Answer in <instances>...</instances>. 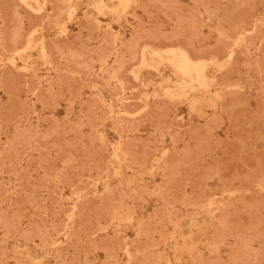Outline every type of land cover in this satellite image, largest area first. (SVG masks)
<instances>
[{
    "label": "rangeland",
    "instance_id": "rangeland-1",
    "mask_svg": "<svg viewBox=\"0 0 264 264\" xmlns=\"http://www.w3.org/2000/svg\"><path fill=\"white\" fill-rule=\"evenodd\" d=\"M3 1L5 3H3ZM3 1L0 0V3L4 4V10H5L4 11L2 8L3 4L2 5L0 4V17H1L0 18V21H1L0 22V46H1L0 47V55H1L0 56V65H1L0 66V68H1L0 69V104H1L0 110H2V111H0V113H1L0 114L1 115L0 116V118H1L0 119V144L1 143L3 144V146H2V144L0 145V151H2L0 153V163H1L0 164V183H1L0 186L3 184L1 187L2 189L0 190V233H1L0 234V264H25L26 262H27L26 264H37V263L38 264H58V263L59 264H61V263L62 264H70L72 262H73L72 264H85V263L86 264H91V263L92 264H97V263L103 264L104 261H105L104 262L105 264H119L118 262H120V264H133L132 262L134 260L137 261V262L135 261L134 264L135 263H137V264H140V263L149 264L150 263L149 261H151L154 258L156 259V261L155 260H152V261L155 262V264H161V263L162 264H200V263L201 264H208L209 262H210L209 264H216L217 261H219L218 264H223V263L228 264L229 262H231V264H241V263L242 264L243 263H246V264H256V263L264 264V217H263L264 216V212H263V210H264V200L263 199L264 198H261L262 195L264 196V163H263L264 162V153H263L264 152V133H263L264 132V71L263 70L264 69L261 70V68H264V64H263V62H264V60H263L264 59L263 49L264 48L262 47V46H264L263 45L264 44V31L260 30L261 28L264 29V13L263 14L261 13V12H264V8H263L264 7V1L259 0V1H261V3H260L258 0H256L257 2L255 0H254L255 2L253 0L252 1L251 0H239L238 2L240 4L243 1L244 5L241 4L242 5L241 6L238 2L235 3V1H237V0H235V1L234 0H222V2H221V0H218V1L217 0H205V1H203V0H175V1L174 0H127L126 3H120L119 0H101V2H102L101 5L104 6L103 10H99V8L97 6V1H100V0H87V1L86 0H69L68 3L65 0H58V2L60 3L61 6L58 4V2H56L57 0H55V1L54 0H51V1L50 0H19V1L15 0L16 3H14L13 0H3ZM11 1H13V3ZM208 1L210 2V5H207L206 2H208ZM232 1H233V5H234V3H235V5L238 3V5H240V6H238V5H237L238 7L233 6ZM244 1L246 2V5H245ZM7 2H8V4H7ZM251 2L253 3V5ZM52 3H53V5H52ZM61 3L64 6H62ZM247 3L248 4L250 3L253 7L255 6L256 8L255 7L253 8L252 6H250V4L248 5ZM49 4L51 6H55V7H51ZM35 5H36V7H35ZM65 5L66 6L68 5L70 7H68V6L66 7ZM141 5L142 6L144 5V6L141 7ZM168 5H169V7H168ZM182 5H184L185 7ZM56 6H58V9H60V7H61L60 14H58L59 10H57ZM178 6H180L179 9H178ZM194 6H196L197 8ZM175 7L177 8V10L179 12H180V9L182 10L181 13H179V15H178V16H180V14H181V17H179V19H181V21L178 18L176 19V17H178L176 14H178V13L175 10ZM231 7H233L232 10H231ZM67 8L69 10L65 11ZM91 8H93L94 11H92ZM258 8H260V9L258 10ZM48 9H51V10H48ZM168 9H170V10H168ZM183 9H186V10H183ZM189 9H190V11H189ZM226 9L230 10L232 13L228 10H227L228 11L227 12ZM233 9L237 10V11H235V12H237L236 14H235ZM11 10H13L12 12H14L13 13L14 16H12L13 14H12ZM89 10H90V12H89ZM244 10L245 11L249 10L250 12L249 11L245 12ZM252 10L255 12L254 14H253V12H251ZM7 11H9V12H7ZM191 11H193L195 13L194 14L195 16L193 15V17H191L189 15V14L192 15L193 12H191ZM257 11H259V13ZM23 12H25V14ZM96 12H97V14L95 15ZM162 12H164L165 14H163ZM166 12H167V14L169 12L170 15H167ZM175 12H176V14H175ZM182 12H184V13H182ZM238 12L240 13L239 19H240V22L242 21L241 23L240 22L238 23L239 19H237L238 17H236V15L239 14ZM242 12H244L246 14H244ZM10 13H11V15H10ZM15 13H17V14H15ZM48 13H49V15H48ZM187 13H189V14H187ZM250 13H251V15H250ZM30 14H33V15L31 16ZM51 14H52V17H51ZM76 14H78V15H76ZM172 14H175L176 17H175V15L172 16ZM214 14H216V15H214ZM255 14H257V15L255 17L253 16L254 18L251 17L252 15H255ZM15 15L20 17V19L18 17V20H20L19 23H18L17 17ZM42 15H43V17H42ZM53 15H55V16H53ZM187 15H188L187 21L189 23H191L190 26L193 24L192 28H190V26H188L189 23L188 22L186 23V21H185L187 19ZM230 15L234 16V17H231ZM23 16H24V18H22ZM148 16L150 18H148ZM207 16H209L210 19ZM214 16H216V17H214ZM53 17H55V18H53ZM91 17H93V18L91 19ZM229 17H231V19H229ZM243 17H245V19ZM250 17L252 19H250ZM11 18H13V19H11ZM174 18L176 19V22H175ZM182 18L183 19L185 18V19L183 20ZM82 19H85V20L83 21ZM194 19H195V22H194ZM234 19H235V21H234ZM4 20H6V21H4ZM22 20H23V22H22ZM42 20H44V21H42ZM87 20H88V22H87ZM91 20L93 21V23H90ZM182 20L185 22H183ZM227 20L229 22L232 21V23L229 24V22ZM244 20H246V21L244 22ZM247 20H249V21L247 22ZM253 20H254V22H253ZM13 21L14 22L16 21L15 23H17V24L15 25ZM37 21H38V23H37ZM78 21L83 23V25L80 22L78 23ZM250 21H252V22H250ZM31 22H33V23H31ZM49 22H50V25L52 24L51 26H49ZM160 22H162L163 24ZM234 22L237 24H235ZM21 23H22V26H21ZM28 23H30V24H28ZM47 23H48V25H47ZM87 23H90V25H87ZM181 23H184V26ZM233 23L235 25H233ZM40 24H42V25L44 24V25L42 26ZM137 24H138V26H137ZM251 24H253V25H251ZM161 25H163L164 27H162ZM230 25H231V27H230ZM3 26H5V27H3ZM94 26H96V28ZM185 26L188 27L189 29H193V30H194V27L197 26L195 29H196V32L199 33V35L197 34L198 35L197 36L195 34L196 33V32H194L195 30L191 31V30L187 29ZM222 26H224V27H222ZM228 26H229V30L227 29ZM49 27H51V28H49ZM148 27H149V29H148ZM221 27H222V29H221ZM15 28H17L18 30ZM231 28H233L235 31L233 29L231 31ZM246 28L249 30H247ZM250 28H252V30ZM4 29H5V31H4ZM24 29H27V30H24ZM90 29L94 33L92 31H90ZM152 29L154 32L156 29V32L159 31L160 33L155 32V34H153L154 32L152 31ZM165 29L168 30L169 33ZM10 30H12L13 33L10 32ZM14 30L17 31L15 38H13L14 35H12V34H15ZM104 30H106V31H104ZM148 30L150 31V33L151 32L152 33L150 34ZM163 30H165V32H167V34L164 33V34H162L163 35L162 36L161 33H163ZM184 30H185V32H184ZM226 30H227V32H226ZM50 31H53V32H50ZM80 31L82 34L79 33ZM107 31H109V32L107 33ZM112 31H113V33H112ZM140 31L142 32L143 35L140 33ZM190 31H191V33L189 34L188 32H190ZM209 31H210V33H209ZM233 31L236 34H234ZM89 32H90V34H89ZM96 32H98L97 35H96ZM110 32L112 35L110 34ZM237 32H238V34H237ZM239 32H240V34H239ZM3 33H6V35H4ZM185 33H188V35ZM227 33L230 35H228ZM258 33L260 35L262 33L263 34L260 37ZM8 34H11V35H8ZM44 34H45V36H44ZM159 34L161 37L158 36ZM225 34H227V35H225ZM20 35H23V36H21V38H20L19 37ZM25 35H26V37H24ZM93 35H95V36H93ZM107 35H108V37H107ZM138 35H141L140 37H142V38L144 36H146L148 38V40L146 37H144L143 38L144 40H142V38L140 39V37ZM148 35L150 37H148ZM167 35H169L170 37H168ZM175 35H177V36H175ZM184 35L188 36V39H187L188 42L190 41L191 44H194V43L195 44L190 46V42H189V45H187L188 42L186 40V36H185V38L183 37ZM11 36H12L13 40H12ZM85 36H86V38H85ZM156 36H157V39H156ZM171 36L174 37L173 40H172ZM225 36L227 37V40H225L226 39ZM229 36L232 39L234 38V40H232ZM39 37H40V39H39ZM72 37H73V39H72ZM159 37L161 40L159 39ZM18 38H19V40H18ZM200 38L202 41L200 40ZM51 39L53 42L51 41ZM74 39L75 40L77 39V40L75 41ZM86 39H88V40H86ZM126 39L127 40L129 39V40L126 41ZM130 39H131V41H130ZM136 39H138V40H136ZM178 39H179V41H177ZM219 39H221V40H219ZM228 39H229V42H231L233 46L231 45V43L228 42ZM250 39L251 40L253 39V40L251 41ZM256 39L259 41L258 43H257ZM46 40L48 42H46ZM134 40H136L138 42L137 43L135 41L136 45L139 44L138 46H136L134 44L135 43ZM54 41H55V43H54ZM111 41H112V43H111ZM158 41H159V43H158ZM221 41H222V43H221ZM63 42L66 43V45ZM125 42H127L128 44ZM53 43H54V45H53ZM56 43H58L59 46H57ZM71 43H73V45ZM74 43H76V44H74ZM85 43H87L88 45ZM146 43L148 44V46ZM214 43H216V44H214ZM218 43H220V45ZM15 44L17 46H15ZM151 44L152 45L154 44V46H152ZM178 44H179V46H178ZM182 44L185 48L182 46ZM227 44H228V46H227ZM55 45H56V47L54 48ZM133 45H135V46H133ZM166 45H167V47H166ZM60 46H61V48H60ZM93 46H95V47H93ZM194 46L197 47L196 49L200 52H197L196 49H193ZM202 46H205V48ZM219 46H221V48ZM224 46H225V49L223 50ZM13 47H16V48H13ZM62 47H64V48H62ZM74 47L78 49L77 52L73 51ZM86 47H87V49H86ZM128 47H130L131 49ZM176 47H177V49H176ZM226 47H227V49H226ZM69 48H71L73 50H70ZM93 48L97 49V50H94ZM105 48H107V49L105 50ZM111 48H113V49H111ZM242 48L245 49L246 51H244ZM3 49L5 51H3ZM48 49H50V50H48ZM61 49L63 50V52ZM128 49H130V50H128ZM134 49H136V50H134ZM179 49L185 50L191 58L194 57L193 58L194 60H199V61L205 62V74H206V77L208 80L207 84H199V82L197 83V80H192L190 77L184 76L183 74H181V72L178 69H176L174 67L173 62L171 60V57L173 55V51H176ZM205 49H207V50H205ZM234 49H236V50H234ZM47 50H48V52H47ZM64 50L65 51L67 50L68 52L66 53ZM71 51L76 52V53L81 54V55L83 54V55H82V57H81V55L79 57V56H77L78 54L76 55V53H73ZM94 51H97V52H94ZM105 51H106V53H105ZM123 51H125L126 53ZM242 51H244L245 53L248 52L247 53L248 55L242 53ZM61 52H62V54L64 53L63 57L65 59L63 57L61 58V56H62ZM80 52H82V53H80ZM121 52L125 53V54H122ZM205 52H206V54H205ZM9 53L12 55H10ZM34 53H36V54L34 55ZM72 53H73V56L71 55ZM137 53L139 55H136ZM224 53H226V54H224ZM102 54H103V56H102ZM104 54L106 55V57H104L105 56ZM119 54H120V58H119V56H117ZM141 54H142V57H141ZM198 54H199V57L201 56L200 58L197 56ZM216 54H218V57ZM74 55H76L77 57ZM89 55L90 56L92 55L93 58L90 57ZM107 55H109L110 57ZM126 55H128V56L126 57ZM245 55H247V56H245ZM52 56H54L55 59H52L53 58ZM83 56H85V57H83ZM121 56H123V58H121ZM129 56H130V58H129ZM131 56L133 57L134 60H132ZM70 57H73V58H70ZM151 57L156 58V62H155L156 65H151V64L146 63V62H150ZM203 57H205V58H203ZM209 57H210V59H209ZM76 58H78L79 60ZM222 58H224V59H222ZM60 59H62V60H60ZM86 60L89 64L85 63ZM96 60H98V61H96ZM131 60H132V62H131ZM10 61H11V63H10ZM61 62L63 65L61 64ZM65 62H67V63H65ZM72 62H74V63H72ZM76 62L80 63V65L83 64V66L76 64ZM144 62H145V64H144ZM123 63H125V64H123ZM118 64H119V66H118ZM120 64H122V65L120 66ZM233 64L236 66H234ZM58 65H60V66H58ZM76 65H78L79 67H77ZM88 65H91L93 67L89 68L90 66L88 67ZM106 65L108 66L107 68H109V72L111 74L108 73L107 71H105V70H108L107 68H105ZM232 65H233V67H232ZM122 66H123V68H121ZM8 67H10V68H8ZM13 67L15 70L13 69ZM84 67H87V68L85 69ZM118 67L120 69V73H118L119 69H116ZM131 67H132V69H131ZM238 67H239V69H238ZM58 68H59V70H58ZM71 68H72V70H70ZM114 68H115V70H117L116 72H115ZM230 68L231 69L234 68V69H232V71H231ZM11 69H13V70H11ZM61 69H63V70H61ZM88 69H90L91 72ZM125 69H126V71H125ZM4 70H6V71H4ZM8 70H10V72ZM103 70H104V73L102 72ZM130 70H132V71H130ZM152 70H154V71H152ZM229 70H230V72H229ZM13 71H15L16 73ZM79 71H81V72H79ZM215 71H216V73H215ZM46 72L49 74H47ZM67 72H68V74H67ZM153 72H155V73H153ZM206 72L211 76H209ZM212 72H213V74H212ZM227 72H229V73L227 74ZM242 72H243V76H242ZM18 73H19V76H21V79L23 78L22 80H20ZM126 73H128V74H126ZM159 73H160V75H159ZM221 73H222V75H221ZM230 73L232 74V76ZM257 73H259V74H257ZM107 74H109V75H107ZM117 74H118V77L121 79H119L117 77ZM156 74H157V77H156ZM9 75H12L13 77L15 76L16 79L14 78L15 79L14 80L13 77L12 76L10 77ZM79 75H80V78H79ZM110 75L112 77L109 78ZM5 76H6V80L8 82L7 84H6L5 80L3 81V79H5ZM30 76L32 79L30 78ZM59 76H61V77H59ZM93 76H95L97 79ZM217 76H219V77H217ZM230 76H231V78H229ZM258 76H260V77H258ZM17 77H19V78H17ZM66 77H67V82H66ZM90 77H92V78H90ZM10 78L12 80L11 82H10ZM29 78H30V80H29ZM55 78H58V80L57 79L55 80ZM71 78H72V80H71ZM81 78H82V80H80ZM104 78L105 79L107 78V79L105 80ZM232 78H234V79H232ZM17 79H19V80H17ZM59 79L61 80L62 86L60 85ZM14 81L17 83L16 86H14L16 84ZM97 81L100 83H98ZM183 81L189 85L186 92H185L186 94L184 93V94L171 95L172 92H174V93L179 92V87L182 83H184ZM19 82H21V83L19 84ZM63 82H64V84H62ZM229 82H230V85H229ZM29 83H31L30 86L32 84L33 85L30 87ZM53 83H54V86H53ZM90 83H91V85H90ZM11 84H14V85H11ZM24 84H26V85H24ZM65 84H66V86H65ZM81 84L82 85L87 84V86H85V85L82 86ZM178 84H179V86H178ZM102 85H103V87H102ZM105 85H107L108 88ZM115 85L118 87H116ZM212 85H213V87H212ZM255 85H256V87H258V86L259 87L257 89H255L256 88ZM11 86L14 88H12ZM35 86H37V88ZM70 86H74V87L70 88ZM135 86H137V87H135ZM112 87H116V88H112ZM121 87H122V89L123 88L124 89L121 90ZM129 87H131V89ZM138 87H140L141 90ZM10 88L12 89V92H10ZM29 88H32V89L29 90ZM44 88H45V90H44ZM74 88H75L77 93L74 91ZM201 88H202V90H201ZM33 89H35V90H33ZM227 89H228V91H226ZM236 89L238 90V92H236L237 94L235 93ZM64 91H65V94H64ZM132 91H133V93H131ZM232 91H233V93H235L234 95H233ZM240 91H242V92L240 93ZM26 92H28V93H26ZM46 92H48V93H46ZM55 92H57V93H55ZM225 92H227V93H225ZM228 92L230 93L229 96H228V94H229ZM7 93L9 96L7 95ZM72 93H73V95H72ZM146 93H147V95H146ZM238 93L240 95H238ZM37 94H38V96H36ZM121 94H123V95H121ZM244 94L246 96H244ZM41 95L44 97L43 98L44 100L41 99V97H42ZM69 95H71V96L69 97ZM78 95H80V97ZM95 95H97V96H95ZM226 95H227V97H226ZM255 95H257L258 100L256 99ZM72 96L75 97L74 100H73L74 97H72ZM121 96L122 97L124 96V97L122 98ZM54 97H55V100L58 97L59 98H58V100L54 101ZM86 97H87V100H86ZM244 97H245V99L246 98H248V99H246V101H245ZM45 98H47V99H45ZM65 98L66 99L69 98L71 100L69 101V99L66 100ZM234 98H236L237 100H240V101H237ZM259 98H260V100H259ZM114 99H116V100H114ZM121 99L123 101V104H122ZM241 99L242 100L244 99L243 102L241 101ZM153 100H155V102L157 100L156 104H155V102L152 104ZM222 100L225 103H227L226 105H228V106H226L222 102ZM129 101H130V103H129ZM163 101H164V103H163ZM229 101L231 102V104H232V101L236 102V104L233 103L234 108H233V105H231V111L229 109L230 108V104H228ZM21 103H23L22 105H24V106L21 107ZM96 103L98 105L97 108H95ZM102 103L104 105H102ZM128 103H129V105H128ZM136 103L138 104V106H136L137 105ZM143 104H145V105H143ZM149 104H151L150 107H149ZM163 104H164V106H163ZM169 104H170V106H169ZM259 104L262 105V108L257 107V105L260 106ZM2 105H3V107H2ZM26 105H28V106H26ZM29 105H30L31 109H30ZM87 105L88 106L91 105L92 107L90 106V108H89ZM223 105H225V106H223ZM13 106H15V107H13ZM117 106H119V108ZM140 106H142V107H140ZM237 106H239L240 108L239 107L237 108ZM241 106L242 107L249 106L248 108L250 110L248 108H247L248 109L247 110L245 107L244 108V110L246 109L245 110L246 112H245V111H243V108ZM4 107H5V109H4ZM9 107H10V109H9ZM11 107H12V109H11ZM48 107H51V108H48ZM99 107H103V108L100 109ZM123 107H125V108H123ZM132 107H134L135 112L133 111L134 109ZM169 107L174 108V109H171V108L169 109ZM227 107H229V108H227ZM7 108L9 109V111H6ZM83 108H85V109H83ZM162 108L163 109L165 108L164 109L165 111ZM235 108H237V109H235ZM260 108H261V110H260ZM168 109L170 110V112ZM234 109L236 111L240 109L241 111L239 110L238 113L241 112L242 115H246L244 117L247 118V120L243 119L244 117L241 114H239V115H237L238 113L235 114L236 112ZM33 110H35V111L33 112ZM105 110H107V111L104 112ZM158 110H159V113H158ZM173 110H174V112H173ZM153 111H154V113H155V111L157 112V113H155L156 114L155 116H154ZM228 111L231 112L230 113L231 115L229 113L227 114ZM15 112H16V115H15ZM17 112H20V113L17 114ZM91 112H92V114H90ZM93 112H95V113H93ZM107 112H109V113H107ZM151 112H152V114H151ZM233 112H235V113H233ZM105 113H106V115H104ZM25 114H27V115H25ZM40 114L42 115L41 117H40ZM115 114H116V116H115ZM122 114H124V116H121ZM126 114H127V116H126ZM161 114L164 116H162ZM170 114L172 117L170 116ZM234 114L237 116V118H235ZM46 115L48 116V118ZM58 115H60V116H58ZM145 115H147V116H145ZM157 115H159V116H157ZM165 115L167 116V118L165 117ZM232 116H234V120L236 119L235 122L233 121ZM254 116H255V118H253ZM65 117H66V119H69V121L68 120L66 121V119L64 121ZM160 117H162L161 121L159 120ZM164 117L166 118L165 120L167 121V123H165ZM249 117H250V119H249ZM11 118H12V120H11ZM18 118H21V120ZM61 118H63V119H61ZM150 118L152 120H155V124H153L154 121L150 120ZM89 119H90V121H89ZM131 119H133V121ZM231 119H232V121H231ZM4 120H6V121H4ZM169 120L171 122H168ZM187 120H188L189 124H187L188 123ZM54 121H56V122H54ZM1 122H3V125ZM64 122H66V123H64ZM114 122L117 124H115ZM140 122H141V124H140ZM61 123H62V125H61ZM70 123L72 124V126ZM209 123H210V125H209ZM232 123H233V126H232ZM68 124H70V125H68ZM137 124H138V127H137ZM152 124L154 125V127ZM194 124H196V125L194 126ZM198 124L200 125V127L199 126L197 127ZM19 125L23 126V127L20 128ZM25 125L28 127V129L26 128ZM47 125H48V127H47ZM63 125L65 126V128ZM203 125H204V127H203ZM2 126H4L3 127L4 131L2 129ZM50 126H51V128H50ZM210 126H213V127H210ZM245 126H246L247 130L250 129L249 130L250 132L245 129ZM15 127L17 128V130ZM29 127H30V130H29ZM257 127L260 130H257L258 129ZM5 128H6V130H5ZM186 128H188L189 130H186ZM49 129H50V131H49ZM90 129H92V130H90ZM46 130H47V132H46ZM184 130H185V132H184ZM251 130H252V132H251ZM54 131H55V133H54ZM90 131H91V133H90ZM203 131H205V132H203ZM224 131L225 132L227 131V132L225 133ZM233 131H234V133H235V131H239V133H241V134L243 133V134L239 135V134H237L238 132H236L237 136L236 135L234 136ZM20 132L23 134H20ZM192 133L194 136L191 135ZM202 133L205 134V136ZM11 134H14V135L11 136ZM44 134L46 135V137ZM85 134H86V136H85ZM17 135L20 137H17ZM21 135H22V137H21ZM39 135H40V137H39ZM59 135L60 136L62 135L65 138L64 137L61 138L62 136L60 137ZM196 135H197V137H196ZM199 135H201V136H199ZM207 135H211V137H208ZM52 136L55 138H52ZM198 136L200 138H198ZM75 137L76 138L78 137V138L76 139ZM89 137H90V139H89ZM94 137H95V139H94ZM10 138H11V141H10ZM174 138H175V140H174ZM219 138H221V139L219 140ZM73 139H74V141H73ZM254 139H255V141H254ZM42 140H44V141H42ZM46 140L47 141L49 140V142H47ZM93 140H94V142H93ZM223 140H224L225 144L223 143ZM227 140L230 141L231 144H230V142L226 143V142H228ZM25 141L27 143H25ZM81 141H83V142H81ZM152 141H156V143L154 142L156 144V145L154 144L155 147H154L153 143H151ZM23 142L26 144V146H23L24 145ZM136 142H138V143H136ZM43 143H44V145H43ZM74 143H76V144H74ZM90 143H91V145H90ZM130 143H132V144H130ZM10 144H11V146L12 145L14 146V144H15L14 148L12 147V149L14 151L10 150L11 149ZM27 144L30 145V147ZM80 144H81V146H80ZM140 144H141V147H140ZM147 144H149V146ZM226 144L227 145L229 144L230 146L232 145V147H233V148L231 147L232 149H230L228 146L226 147V148H229L231 151L229 149L225 148L224 145H226ZM6 145H7L8 149H6ZM21 145L24 148H22ZM71 145L72 146L74 145L75 148L71 147ZM87 145H89L90 148L89 147L87 148ZM131 145H134V147H132ZM157 145H159V146H157ZM201 145H203L205 147H203ZM238 145H239L240 149L238 147H236ZM91 146H92V148H91ZM124 146H126L128 148H126ZM15 147H16V149H15ZM45 147H46V150H45ZM98 147H99V149H98ZM137 147H139V148L137 149ZM145 147H147L146 149L148 152L146 151V149H144ZM153 147H154V149H153ZM222 147H224V148H222ZM4 148H5V150H4ZM17 148H18V150H17ZM21 148H22V150H21ZM72 148H74V149L72 150ZM96 148L98 149V151ZM100 148H104V150L103 149L101 150ZM133 148H136L137 150L135 149L136 151H132ZM28 149H30V150H28ZM89 149H91V150H89ZM92 149H93V151H92ZM15 150L17 151V153L15 152ZM19 150L23 154L20 153ZM78 150H80V151H78ZM86 150L92 151L94 153H91V152L86 151ZM153 150L155 153L153 152ZM181 150L184 151L183 154H182ZM206 150H207V152H206ZM9 151H11V152L13 151V152L11 153ZM61 151H62V154H61ZM65 151H66V153H68L70 155L72 154V155L71 156L68 154L66 155ZM85 151H86V153L87 152L88 153L87 154L84 153ZM103 151H104V153H103ZM144 151L146 153H144ZM233 151L234 152L237 151V153L235 152L236 155ZM254 151H256V153ZM259 151H260V153H263L262 154L263 156L259 153ZM14 152L16 154L15 156H14ZM230 152H231V154H230ZM249 152H251V153L254 152L253 155L255 157H252L253 155L250 156ZM77 153H79V154H77ZM147 153H148V155L150 153H152V154L154 153V154L153 155L150 154L152 157L149 155L150 157L148 158V155H146ZM172 153L174 154V157H172ZM179 153L182 155V157L180 158L181 161L180 160L175 161L174 159L181 156V155H179ZM185 153L187 155H185ZM258 153L260 154L261 157L259 156ZM39 154H41V155H39ZM57 154H59L60 156ZM96 154L98 155L99 158L96 156ZM101 154L104 157L103 156L101 157ZM135 154L139 155L140 157L137 156L135 159V157H133ZM175 154H177V155H175ZM10 155L11 156L13 155L12 156L13 159L12 158L10 159ZM46 155H48V156H46ZM79 155H83V156H79ZM85 155L89 156L90 158L85 156ZM242 155H244V156H242ZM6 156L8 159H10L9 161H7L8 159H6ZM20 156H22L21 158H23V159H18V158H20ZM91 156H92V158H91ZM176 156H178V157H176ZM227 156L228 157L233 156L236 158H234L235 160L233 158H232V160H230L231 159L230 158L229 160L232 162L227 160L226 161L227 163H225L224 158H228ZM40 157H41V159H40ZM57 157L59 159L61 158L60 159L61 161ZM72 157H73V159H72ZM80 157H82L81 158L82 161L79 159ZM187 157H188V159H187ZM247 157L250 158V160L247 159ZM29 158L32 160H30ZM35 158H36V161L34 160ZM67 158H68V163H67ZM137 158H139L141 161L139 159H138L139 160L138 161ZM184 158L187 159L186 162H185ZM255 158L258 159V161L257 160L255 161ZM57 159H58V163H57ZM84 159L87 160L88 162H86ZM144 159L148 162L150 161V165H148L147 162H146L147 164H145V165L142 164L141 162ZM45 160H46V162H45ZM89 160H91V161L89 162ZM135 160H136V162L138 161L137 162L138 164L135 162ZM166 160H168L169 162ZM188 160L192 165L188 162ZM31 161H32V163H31ZM77 161L79 162V165H78ZM100 161H102V162H100ZM196 161L199 163H196ZM259 161H260V164H259ZM4 162L6 163V165L4 164ZM12 162L14 165L11 164ZM49 162H51V163H49ZM82 162H83V164H81ZM233 162L236 165H234ZM88 163H89V165H88ZM171 163H172V165H171ZM173 163H174V165H173ZM223 163H225V165H227V166L229 163L230 168H228V170H227V166H224ZM7 164H8V166H7ZM63 164H64V166H63ZM66 164L68 165V168L70 167V169L67 168ZM237 164H238V166H237ZM256 164H258L259 166ZM17 165H19L18 166L19 168L17 167ZM57 165H58V167H57ZM74 165H75V167H74ZM169 165H171V166H169ZM189 165H190V167H189ZM242 165H244L245 167ZM262 165H263V167H262ZM45 166H46V168H45ZM47 166H49V167H47ZM232 166H233V168H232ZM236 166H237V168H236ZM10 167H12V168H10ZM71 167H73V168L71 169ZM186 167L189 169L188 173H186L187 172ZM239 167H240V171H238ZM53 168H54V171H52ZM56 168H60L61 171L56 169ZM179 168H181V171L178 170ZM220 168H222L223 170ZM258 168L260 170H258ZM7 169L9 171V173H8ZM67 169L70 170V172ZM62 170L63 171L65 170V172H63ZM226 170H227L228 176H230L229 178H228L227 174H224L225 173L224 171H226ZM231 170L233 172L229 173V171H231ZM244 170H246V171H244ZM192 171H193V173H192ZM66 172H67V174H66ZM121 172H122V174H121ZM183 172L186 174L185 176H183L184 175V174H182ZM171 173H172V175H171ZM208 173H209V175H208ZM235 173H237L239 175H237ZM132 174H134V175H132ZM221 174H223V175H221ZM229 174H232V175H229ZM234 174L236 175V178H235ZM242 174H243V176H242ZM253 174H254V176H252ZM13 175H15V176H13ZM20 175H22V176H20ZM24 175H26V176H24ZM127 175H128V177H127ZM130 175H131V177H130ZM140 175H141V177H140ZM181 175H182V177H180ZM198 175H199V178H198ZM30 176H31V179H30ZM73 176H74V178H73ZM222 176L223 177L225 176L226 178L222 179ZM19 177L21 180L19 179V181H18ZM45 177L46 178L48 177L49 180L46 179ZM63 177H64V179H63ZM200 177L203 179V181L200 179ZM23 178L24 179L26 178V179L23 180ZM32 178L35 182L32 180ZM37 178H39V179H37ZM194 178H196V179L194 180ZM247 178H248V181H247ZM249 178H251L250 180H252V181H250ZM14 179H15V182H14ZM73 179L74 180L76 179V181H74ZM1 180H3V181L5 180V183ZM26 180H28V181L30 180V182L27 181L29 184L25 183ZM53 180L55 182H52V184H53L52 185L50 183V181H53ZM63 180L64 181L66 180L67 182L66 181L63 182ZM70 180H73L71 182L74 184H72L70 182ZM177 180H178V182L176 185L175 181H177ZM244 180L246 182H244ZM158 181H159V183H158ZM200 181L202 182V184H205V186H203L204 190H205V188L208 189L205 192L200 189V187L202 188V184H200V186L198 187V184ZM227 181H229V182H227ZM193 182H195V183L191 184ZM12 183H14L15 185ZM69 183H71L72 185ZM86 183L88 184L87 188H86ZM243 183H245V184L243 185ZM41 184H43L44 186ZM46 184H48V187ZM84 184H85V186H84ZM138 184H140L141 187ZM164 184L166 185V187ZM169 184H174V185H172V186L170 185L171 187H169ZM247 184L248 185L250 184V187ZM24 185H25V187H24ZM26 185L27 186L32 185L31 186L32 188L31 187L28 188ZM142 185L144 187H142ZM180 185H181V187H180ZM191 185L193 187L196 186V188L198 187V189H195V188L191 189V187H192ZM232 185H233V187H232ZM14 186H16V187H14ZM37 186H38V188H37ZM40 186H42V187H40ZM81 186H82V188L83 187L84 188L82 189ZM26 187H27V189H26ZM163 187H164V189L165 188L167 189V190L166 189L164 190L165 193H164V191H162ZM3 188L9 189V190L6 189V194H5V190L3 191ZM10 188H12V189H10ZM41 188H42V190H41ZM57 188H58V190H56ZM182 188H183V190H182ZM21 189H22V191H21ZM251 189H256V190L254 191ZM31 190H33V191L31 192ZM53 190H55V192H53ZM194 190H196V192ZM12 191H13V193H12ZM58 191L61 194L58 193ZM184 191H185V193H183ZM201 191L204 193L207 192V194L204 195ZM209 191L211 192V194L209 193ZM198 192H201V193L198 194ZM9 193H11L12 195ZM195 193H196V195H195ZM208 193L210 195H208ZM23 194H24V198H22ZM42 194H44V195H42ZM53 194H55L54 200H53V198H54ZM165 194H167V195H165ZM193 194L195 196H193ZM197 194L199 195V197ZM47 195H49V196H47ZM44 196L47 198H44ZM50 196L52 197V199L50 198ZM59 196H61V197L59 198ZM88 197H89V199H88ZM92 197L95 200H93ZM167 197H169L171 199L169 200V198H167ZM182 197H183V199H182ZM192 197H195V198L192 199ZM201 197H203L202 202H201ZM15 198H18V199H15ZM30 198L32 200H30ZM56 198L58 200H56ZM91 198H92V201H90ZM177 198H178V200H177ZM186 198H188V199L186 200ZM250 198H251V200H250ZM22 199H25V200H22ZM13 200H15L16 204L14 203ZM19 200H22L21 203ZM83 200H85V202H83ZM180 200H182L183 202ZM191 200H196V201L198 200V202L191 201ZM247 200L248 201L250 200L251 202L250 201L248 202ZM54 201H56V202L58 201L57 204ZM199 201L201 202L200 204H199ZM26 202H28L29 204H27ZM33 202H34V204H33ZM41 202H43L44 204ZM51 202H54V203H51ZM61 202H62V204H61ZM82 202L85 204L82 205L83 204ZM86 202H87V204H86ZM92 202L94 203V205ZM186 202H188L189 204H186ZM192 202H195V203H192ZM235 203H236V205H235ZM89 204L92 206L89 207L90 206ZM255 204H257V207L255 206ZM19 206H20V208H19ZM234 206L237 208L235 209ZM258 206H259V208H258ZM66 207L70 211H68V209ZM32 208H34V209H32ZM52 208H54V209H52ZM82 208H83V210H82ZM88 208H91V210H89ZM238 208L240 209V212L238 211L239 210ZM20 209H21V211H20ZM22 210H24V211H22ZM26 210L28 212H26ZM33 210L36 211L37 213L33 212ZM160 210H162V211H160ZM242 211H244L245 214ZM41 212H42V215L40 214ZM106 212H107V214H106ZM261 212H263V216H262ZM102 213L104 216L102 215ZM222 213H225L226 216ZM88 214L90 216H88ZM92 214L95 216V219H93L94 216ZM231 214L232 215L234 214L233 215L234 217ZM84 215L86 217H84ZM189 215H192V216H189ZM217 215H220V217ZM236 215L238 218L240 217V219L235 217ZM244 215H245V217H244ZM247 215H249L250 217ZM26 216H28V217H26ZM34 216H36L35 219H34ZM51 216H52V218H51ZM53 216H54V218H53ZM65 216H67L68 219H67V217L65 218ZM76 216L78 217V219H80V220H77V222L75 220V219H77ZM14 217H16V218L13 219ZM32 217L34 220L32 219ZM90 217H92V218L90 219ZM9 218L12 221H10ZM45 218H47L48 220ZM230 219L233 220V222L232 221L230 222ZM90 220H91V223H90ZM157 220H158V223L159 222L162 224L164 223L165 225L164 224L160 225V224L156 223ZM227 220H229V221H227ZM235 220H237L236 223H235ZM239 220L241 222L244 221V223H243L244 225ZM245 220H246L247 224L245 223ZM252 220H253V224L250 223ZM255 221L257 222V224ZM41 222H42V224H41ZM105 222H107V223L105 224ZM254 222H255V224H254ZM18 223H19L20 227H18ZM67 223H68V225H67ZM74 223H75V225H74ZM96 223H98V224H96ZM229 224H230V226H232L235 229H233L231 227L232 229L230 230V233H227L228 229H230ZM94 225H95V227H93ZM42 226H44V227H42ZM77 226H78V228H77ZM90 226H92V227H90ZM176 226H178L179 228H176ZM205 226H206V228H205ZM238 226H242V227L239 228ZM254 226H256L257 228H255ZM28 227H29V229H28ZM33 227L36 228L38 232ZM56 227H58V228H56ZM80 228H82L83 230L81 229L82 230L81 231ZM262 228H263V230H262ZM98 229H100V230H98ZM151 229H152V231H151ZM166 229L169 231H167ZM226 229H227V232H226ZM259 229H261L262 231ZM43 230L44 231L46 230L47 232L45 231V233H44ZM76 230L79 233H77ZM222 230H224V231H222ZM21 231H22V233H21ZM84 231H87V232L85 233ZM235 231H237V233H235ZM243 231H244V234L242 233ZM72 232H75V233H72ZM162 232H164V233H162ZM231 233H232V235H230ZM216 234H220L221 237H219L220 235H216ZM222 234H224V235H222ZM64 235H65V237H64ZM107 235H109V237ZM68 236H69V238H68ZM83 236H84V238H83ZM100 236H101V238H100ZM112 236L113 237L116 236V238L115 237L112 238ZM214 236L218 237V238H216V241L214 239L215 238ZM222 236L224 239H221ZM245 236H247V237L251 236L250 239L251 238H253V239H251V241L249 239V241H248V240L244 239V238H247ZM31 237L33 238V240ZM77 237H78V240H76ZM97 237H99L100 239H98ZM154 237L156 238V240L154 239ZM157 237L160 238V240H162V241L158 240ZM108 238H109V240H108ZM181 238H183V239H181ZM135 239H137V240H135ZM95 240H97L96 241L97 243H95ZM154 240H155V242H154ZM179 240H180V242L182 241L183 244H181L179 242ZM245 240H246V242H245ZM72 241L74 242V246L76 245V247H73ZM76 242L77 243L79 242L82 245H80L78 243V246H77ZM142 242H143V244H142ZM151 242H153V243H151ZM148 243L152 244V245L150 244L151 247ZM225 243H227V244H225ZM261 243H263V244H261ZM103 244H105V246H107V249H105V247L103 248V246H104ZM140 245H143V246H140ZM145 245H146V247H145ZM206 245H208L209 247ZM134 246L135 247L137 246V247L135 248ZM2 247H4V248H2ZM57 247L59 249H57ZM90 247H92V248H90ZM138 247H139V249H138ZM252 247L254 248V250H252L253 249ZM51 248H53V249H51ZM209 248H211V249L215 248L214 250H216V251H213ZM87 250H88V252H86ZM132 250L134 253L132 252V254H131ZM152 250H155L156 252L154 251L155 253H153ZM186 250H188V252ZM209 250H211V252ZM258 250L262 254L259 253ZM60 251H61V253H60ZM236 251L237 252L239 251V253H237ZM147 252H149V253L146 254ZM246 252H248L249 254ZM150 253L152 255L154 254L155 256L158 255L157 258L154 257V255L152 257V255ZM214 253L215 254L217 253L218 257ZM235 253L237 255H235ZM251 253H252V255H251ZM257 253H258V256H257ZM7 254H8V256H6ZM75 254H77V255L79 254L80 257L79 256L76 257L77 255L75 256ZM127 254H130V255H127ZM133 254H136L137 256L134 255L135 256L134 257ZM209 254L210 255L214 254V255L210 256ZM145 255L146 256L151 255V256L150 257L147 256L148 258L147 257L145 258ZM186 255H188V256H186ZM208 255H209V257H208ZM241 255L242 256L247 255V257L251 256L249 258L250 260L247 257H245L243 259ZM14 256H16L17 258ZM92 256L95 258H93ZM141 256H143V257H141ZM132 257H134L135 259ZM212 257L214 259H216L217 261L214 262V259H212ZM215 257H217V258H215ZM262 257H263V260H262ZM103 258L105 260H103ZM118 258L120 259V261ZM144 258L148 259V261L146 262V260ZM189 258H190L191 262L188 261V263H187V260H189ZM208 258H210L212 260L210 261V259H209V261H208ZM88 259H89V261H91V263L88 261ZM94 259L96 261H94ZM149 259H151V260H149ZM74 260L77 262H75ZM245 260H246V262H245ZM253 260H254V262H253ZM28 261H29V263H28ZM84 261H87V262H84ZM142 261H145L146 263H144ZM152 261L150 264H153Z\"/></svg>",
    "mask_w": 264,
    "mask_h": 264
},
{
    "label": "bare ground",
    "instance_id": "bare-ground-1",
    "mask_svg": "<svg viewBox=\"0 0 264 264\" xmlns=\"http://www.w3.org/2000/svg\"><path fill=\"white\" fill-rule=\"evenodd\" d=\"M2 1H3V0H2ZM13 1H14V3H16L15 0H13ZM13 1H11V2L13 3ZM17 1H19V0H17ZM50 1H51V0H50ZM54 1H55V0H54ZM65 1H67V3L69 2V0H65ZM86 1H87V0H86ZM119 1H120V3H126V2H127V0H119ZM174 1H175V0H174ZM203 1H205V0H203ZM203 1H202V2H203ZM217 1H218V0H217ZM234 1H235V0H234ZM238 1H239V0L235 1V3L238 2ZM251 1H252V0H251ZM253 1H254V0H253ZM255 1H256V0H255ZM255 1H254V2H255ZM258 1H259V0H258ZM263 1H264V0H263ZM11 2H10V3H11ZM56 2H58V0H57ZM161 2H162V1H161ZM171 2H172V1H171ZM221 2H222V0H221ZM244 2H245V1H244ZM256 2H257V1H256ZM259 2L261 3V1H259ZM3 3H5V2L3 1ZM3 3H0V4L2 5ZM42 3H43V2H42ZM110 3H111V2H110ZM206 3H207V5H210V2H209V1L206 2ZM208 3H209V4H208ZM235 3H234V5H233V1H232V5L238 7V6H240L241 4H243V1H242L241 4L238 2L240 5H238V3L235 5ZM251 3H252V2H251ZM262 3H263V2H262ZM7 4H8V2H7ZM17 4H18V3H17ZM24 4H25V3H24ZM24 4H23V5H24ZM56 4H57V3H56ZM58 4L60 5L59 2H58ZM61 4H62V3H61ZM73 4H74V3H73ZM101 4H102L101 0H100V1H97V6H98L99 10H103V9H104V6L101 5ZM107 4H108V3H107ZM127 4H128V3H127ZM247 4H248V3H247ZM249 4H250V3H249ZM249 4H248V5H249ZM254 4H255V3H254ZM12 5H13V4H12ZM14 5H15V4H14ZM21 5H22V4H21ZM49 5H50V4H49ZM52 5H53V3H52ZM70 5H71V4H70ZM113 5H114V4H113ZM169 5H170V4H169ZM169 5H168V7H169ZM218 5H219V4H218ZM237 5H238V6H237ZM243 5H244V4H243ZM245 5H246V2H245ZM252 5H253V3H252ZM252 5L250 4V6H252ZM255 5H256V4H255ZM2 6H3L2 8H3V10H4V4H3ZM10 6H11V5H10ZM33 6H34V5H33ZM50 6H51V5H50ZM60 6H61V5H60ZM62 6H64V5L62 4ZM65 6H66V5H65ZM67 6H68V5H67ZM67 6H66V7H67ZM71 6H72V5H71ZM143 6H144V5H143ZM143 6L141 5V7H143ZM145 6H146V5H145ZM182 6H184V5H182ZM241 6H242V5H241ZM256 6H257V5H256ZM14 7H15V6H14ZM14 7H13V8H14ZM28 7H29V6H28ZM35 7H36V5H35ZM38 7H39V6H38ZM47 7H48V6H47ZM51 7H55V6H51ZM68 7H70V6H68ZM79 7H80V6H79ZM179 7H180V6H178V9H179ZM184 7H185V6H184ZM194 7H196V6H194ZM252 7H253V6H252ZM254 7H255V6H254ZM254 7H253V8H254ZM262 7H263V6H262ZM8 8H9V7H8ZM56 8H57V10H59V11H58V14H60L61 7H60V9H58V6H56ZM62 8H63V7H62ZM71 8H72V7H71ZM93 8H94V7H93ZM93 8H91L92 11H94ZM196 8H197V7H196ZM209 8H210V7H209ZM232 8H233V7H231V10H232ZM253 8H252V9H253ZM255 8H256V7H255ZM263 8H264V7H263ZM263 8H262V9H263ZM22 9H23V8H22ZM51 9H52V8H51ZM51 9H48V10H51ZM223 9H224V8H223ZM244 9H245V8H244ZM246 9H247V8H246ZM259 9H260V8H258V10H259ZM7 10H8V9H7ZM29 10H30V9H29ZM34 10H35V9H34ZM52 10H53V9H52ZM62 10H63V9H62ZM68 10H69V9L67 8L65 11H68ZM168 10H170V9H168ZM173 10H174V9H173ZM173 10H172V11H173ZM175 10H176L177 13H178V14H176V12H175V14H176L177 16H178L179 13H181V11H182V10L180 9V12H179V11L177 10L176 7H175ZM183 10H186V9H183ZM197 10H198V9H197ZM227 10H228V9H226V11H227ZM233 10H234V9H233ZM253 10H254V9H253ZM253 10H252L251 12H253V14H254L255 12H254ZM4 11H5V10H4ZM12 11H13V10H11V12H12ZM142 11H143V10H142ZM145 11H146V10H145ZM187 11H188V10H187ZM187 11H186V12H187ZM189 11H190V9H189ZM189 11H188V12H189ZM228 11H230V10H228ZM228 11H227V12H228ZM235 11H237V10H234V12H235ZM244 11H245V10H244ZM246 11H249V10H246ZM246 11H245V12H246ZM255 11H256V10H255ZM260 11H261V10H260ZM262 11H263V10H262ZM7 12H9V11H7ZM63 12H64V11H63ZM73 12H74V11H73ZM89 12H90V10H89ZM89 12H88V13H89ZM173 12H174V11H173ZM191 12H193V11H191ZM199 12H200V11H199ZM213 12H214V11H213ZM230 12H231V11H230ZM240 12H241V11H240ZM249 12H250V11H249ZM249 12H248V13H249ZM257 12L259 13V11H257ZM13 13H14V12H12V14H13ZM20 13H21V12H20ZM23 13L25 14V12H23ZM29 13H30V12H29ZM51 13H52V12H51ZM61 13H62V12H61ZM64 13H65V12H64ZM70 13H71V12H70ZM79 13H80V12H79ZM92 13H93V12H92ZM92 13H91V14H92ZM152 13H153V12H152ZM152 13H151V14H152ZM154 13H155V12H154ZM162 13L165 14L164 12H162ZM182 13H184V12H182ZM202 13H203V12H202ZM214 13H215V12H214ZM231 13H232V12H231ZM236 13H237V12H235V14H236ZM238 13H239V12H238ZM242 13H244V12H242ZM242 13H241V14H242ZM261 13L263 14L264 12H261ZM15 14H17V13H15ZM35 14H36V13H35ZM46 14H47V13H46ZM53 14H54V13H53ZM58 14H57V15H58ZM82 14H83V13H82ZM96 14H97V12L95 13V15H96ZM124 14H125V13H124ZM166 14H167V12H166ZM175 14H172V16H174ZM187 14H189V13H187ZM194 14H195V13L193 12L192 15H191V14H189V15H190L191 17H193ZM211 14H212V13H211ZM233 14H234V13H233ZM244 14H246V13H244ZM2 15H3V14H2ZM10 15H11V13H10ZM30 15L32 16L33 14H30ZM48 15H49V13H48ZM48 15H47V16H48ZM69 15H70V14H69ZM76 15H78V14H76ZM129 15H130V14H129ZM152 15H153V14H152ZM167 15H170L169 12H168ZM176 15H175V17H176ZM214 15H216V14H214ZM228 15H229V14H228ZM239 15H240V13H239L238 15H236V17H238L237 19L240 18ZM248 15H249V14H248ZM250 15H251V13H250ZM256 15H257V14L252 15L251 17H253V16L255 17ZM12 16H14V14H13ZM15 16L17 17V21H18V23H19V21H20V20H18V17H19V16H17V15H15ZM28 16H29V15H28ZM53 16H55V15H53ZM58 16H59V15H58ZM58 16H57V17H58ZM82 16H83V15H82ZM90 16H91V15H90ZM93 16H94V15H93ZM103 16H104V15H103ZM124 16H125V15H124ZM130 16H131V15H130ZM149 16H150V15H149ZM149 16H148V18H150ZM157 16H158V15H157ZM190 16H189V17H190ZM194 16H195V15H194ZM230 16H231V15H230ZM245 16H246V15H245ZM7 17H8V16H7ZM9 17H10V16H9ZM42 17H43V15H42ZM42 17H41V18H42ZM44 17H45V16H44ZM51 17H52V14H51ZM59 17H60V16H59ZM62 17H63V16H62ZM69 17H70V16H69ZM87 17H88V16H87ZM151 17H152V16H151ZM154 17H155V16H154ZM167 17H168V16H167ZM170 17H171V16H170ZM179 17H181V14H180V16L176 17V19H177V18L179 19ZM183 17H184V16H183ZM197 17H198V16H197ZM207 17H209V16H207ZM214 17H216V16H214ZM231 17H234V16H231ZM231 17H229V19H231ZM248 17H249V16H248ZM251 17H250V19H252ZM254 17H253V18H254ZM0 18H1V17H0ZM13 18H14V17H13ZM13 18H11V19H13ZM22 18H24V16H23ZM53 18H55V17H53ZM53 18H52V19H53ZM79 18H80V17H79ZM92 18H93V17H91V19H92ZM128 18H129V17H128ZM241 18H242V17H241ZM243 18L245 19V17H243ZM246 18H247V17H246ZM2 19H3V18H2ZM15 19H16V18H15ZM15 19H14V20H15ZM19 19H20V17H19ZM85 19H86V18H85ZM85 19H82V20L84 21ZM101 19H102V18H101ZM132 19H133V18H132ZM134 19H135V18H134ZM176 19L174 18L175 22H176ZM182 19H183V18H182ZM184 19H185V18H184ZM184 19H183V20H184ZM190 19H191V18H190ZM209 19H210V17H209ZM209 19H208V20H209ZM247 19H248V18H247ZM34 20H35V19H34ZM36 20H37V19H36ZM46 20H47V19H46ZM48 20H49V19H48ZM79 20H80V19H79ZM135 20H136V19H135ZM135 20H134V21H135ZM179 20L181 21V19H179ZM183 20H182V21H183ZM187 20H188V15H187V19L185 20L186 23L188 22ZM191 20H192V19H191ZM241 20H242V19H241ZM4 21H6V20H4ZM10 21H11V20H10ZM30 21H31V20H30ZM42 21H44V20H42ZM91 21H92V20H91ZM91 21H90V23H93V21H92V22H91ZM134 21H133V22H134ZM185 21H183V22H185ZM227 21H228V20H227ZM234 21H235V19H234ZM245 21H246V20H244V22H245ZM248 21H249V20H247V22H248ZM0 22H1V21H0ZM11 22H12V21H11ZM13 22H14V21H13ZM15 22H16V21H15ZM15 22H14V24L16 25L17 23H15ZM22 22H23V20H22ZM40 22H41V21H40ZM51 22H52V21H51ZM56 22H57V21H56ZM79 22H80V21H78V23H79ZM87 22H88V20H87ZM95 22H96V21H95ZM130 22H131V21H130ZM143 22H144V21H143ZM173 22H174V21H173ZM178 22H179V21H178ZM194 22H195V19H194ZM196 22H197V21H196ZM218 22H219V21H218ZM228 22H229V21H228ZM228 22H227V23H228ZM239 22H240V19L238 20V23H239ZM241 22H242V21H241ZM241 22H240V23H241ZM250 22H252V21H250ZM250 22H249V23H250ZM253 22H254V20H253ZM255 22H256V21H255ZM4 23H5V22H4ZM24 23H25V22H24ZM31 23H33V22H31ZM37 23H38V21H37ZM44 23H45V22H44ZM80 23H81V22H80ZM90 23H87V25H90ZM131 23H132V22H131ZM144 23H145V22H144ZM149 23H150V22H149ZM160 23H162V22H160ZM179 23H180V22H179ZM188 23H189V22H188ZM231 23H232V21L229 22V24H231ZM234 23H235V22H234ZM234 23H233V25L237 24V23H235V24H234ZM12 24H13V23H12ZM28 24H30V23H28ZM61 24H62V23H61ZM81 24L83 25V23H81ZM94 24H95V23H94ZM97 24H98V23H97ZM132 24H133V23H132ZM162 24H163V23H162ZM181 24H183V26H184V23H181ZM190 24H191V23H189L188 26H190ZM196 24H197V23H196ZM247 24H248V23H247ZM258 24H259V23H258ZM19 25H20V24H19ZM19 25H18V26H19ZM26 25H27V24H26ZM37 25H38V24H37ZM40 25H42V24H40ZM43 25H44V24H43ZM43 25H42V26H43ZM47 25H48V23H47ZM51 25H52V24H51ZM51 25H50V22H49V26H51ZM53 25H54V24H53ZM95 25H96V24H95ZM106 25H107V24H106ZM172 25H173V24H172ZM192 25H193V24H192ZM192 25L190 26V28L193 27ZM233 25H232V26H233ZM251 25H253V24H251ZM5 26H6V25H5ZM5 26H3V27H5ZM21 26H22V23H21ZM21 26H20V27H21ZM23 26H24V25H23ZM35 26H36V25H35ZM133 26H134V25H133ZM137 26H138V24H137ZM137 26H136V27H137ZM139 26H140V25H139ZM161 26L164 27L163 25H161ZM12 27H13V26H12ZM12 27H11V28H12ZM14 27H15V26H14ZM16 27H17V26H16ZM20 27H19V28H20ZM40 27H41V26H40ZM84 27H85V26H84ZM84 27H83V28H84ZM87 27H88V26H87ZM87 27H86V28H87ZM94 27L96 28V26H94ZM146 27H147V26H146ZM150 27H151V26H150ZM165 27H166V26H165ZM185 27H186V26H185ZM196 27H197V26H196ZM196 27H194V30H195V31H194L193 29H189L188 27H186V28L189 29V30H191V31L196 32V29H195ZM222 27H224V26H222ZM222 27H221V29H222ZM230 27H231V25H230ZM7 28H8V27H7ZM7 28H6V29H7ZM17 28H18V27H17ZM17 28H15V29H17ZM23 28H24V27H23ZM23 28H22V29H23ZM33 28H34V27H33ZM33 28H32V29H33ZM35 28H36V27H35ZM49 28H51V27H49ZM52 28H53V27H52ZM60 28H61V27H60ZM64 28H65V27H64ZM67 28H68V27H67ZM103 28H104V27H103ZM130 28H131V27H130ZM151 28H152V27H151ZM151 28H150V29H151ZM181 28H182V27H181ZM225 28H226V27H225ZM248 28H249V27H248ZM258 28H259V27H258ZM20 29H21V28H20ZM53 29H54V28H53ZM57 29H58V28H57ZM87 29H88V28H87ZM92 29H93V28H92ZM98 29H99V28H98ZM109 29H110V28H109ZM148 29H149V27H148ZM153 29H154V28H153ZM153 29H152V31H153ZM167 29H168V28H167ZM227 29L229 30V26L227 27ZM232 29H233V28H231V31H232ZM246 29H247V28H246ZM250 29L252 30V28H250ZM259 29H260V28H259ZM259 29H258V30H259ZM17 30H18V29H17ZM24 30H27V29H24ZM24 30H23V31H24ZM30 30H31V29H30ZM43 30H44V29H43ZM58 30H59V29H58ZM77 30H78V29H77ZM95 30H96V29H95ZM107 30H108V29H107ZM112 30H113V29H112ZM118 30H119V29H118ZM165 30H166V29H165ZM165 30H163V33H161V35L164 34V33L167 34L168 30H166L167 32H165ZM182 30H183V29H182ZM233 30H234V29H233ZM239 30H240V29H239ZM247 30H249V29H247ZM258 30H257V31H258ZM260 30H263V31H264V29H262V28H261ZM4 31H5V29H4ZM14 31H15V30H14ZM71 31H72V30H71ZM90 31H92V30L90 29ZM101 31H102V30H101ZM104 31H106V30H104ZM136 31H137V30H136ZM148 31H149V30H148ZM180 31H181V30H180ZM187 31H188V30H187ZM187 31H186V32H187ZM191 31L188 32V33L190 34ZM234 31H235V30H234ZM234 31H233V33H234ZM240 31H241V30H240ZM257 31H256V32H257ZM8 32H9V31H8ZM10 32H12V30H10ZM16 32H17V31H15V34H12V35H14L13 38H15ZM45 32H46V31H45ZM50 32H53V31H50ZM55 32H56V31H55ZM82 32H83V31H82ZM92 32H93V31H92ZM108 32H109V31H107V33H108ZM153 32H154V31H153ZM155 32H156V29H155ZM155 32H154L153 34H155ZM157 32H159V31H157ZM157 32H156V33H157ZM181 32H182V31H181ZM184 32H185V30H184ZM213 32H214V31H213ZM226 32H227V30H226ZM258 32H259V31H258ZM12 33H13V32H12ZM18 33H19V32H18ZM20 33H21V32H20ZM79 33H81V31H80ZM93 33H94V32H93ZM97 33H98V32H96V35H97ZM107 33H106V34H107ZM112 33H113V31H112ZM140 33L142 34L141 31H140ZM146 33H147V32H146ZM149 33H150V31H149ZM151 33H152V32H151ZM151 33H150V34H151ZM159 33H160V32H159ZM168 33H169V32H168ZM188 33H185V34L188 35ZM209 33H210V31H209ZM3 34L6 35V33H3ZM21 34H22V33H21ZM81 34H82V33H81ZM89 34H90V32H89ZM91 34H92V33H91ZM106 34H105V35H106ZM110 34H111V32H110ZM133 34H134V33H133ZM181 34H182V33H181ZM183 34H184V33H183ZM193 34H194V33H193ZM195 34H196V35H197V34L199 35V33H197V32H196ZM227 34H228V33H227ZM227 34H225V35H227ZM234 34H236V33H234ZM237 34H238V32H237ZM239 34H240V32H239ZM258 34H259V33H258ZM262 34H263V33H262ZM262 34H261V35H262ZM8 35H11V34H8ZM37 35H38V34H37ZM48 35H49V34H48ZM55 35H56V34H55ZM65 35H66V34H65ZM74 35H75V34H74ZM79 35H80V34H79ZM100 35H101V34H100ZM108 35H109V34H108ZM108 35H107V37H108ZM111 35H112V34H111ZM142 35H143V34H142ZM171 35H172V34H171ZM179 35H180V34H179ZM191 35H192V34H191ZM196 35H195V36H196ZM198 35H197V36H198ZM228 35H230V34H228ZM256 35H257V34H256ZM261 35L259 34L260 37H261ZM21 36H23V35H20L19 37L21 38ZM44 36H45V34H44ZM52 36H53V35H52ZM77 36H78V35H77ZM86 36H87V35H86ZM86 36H85V38H86ZM93 36H95V35H93ZM133 36H134V35H133ZM138 36L140 37L141 35H138ZM153 36H154V35H153ZM158 36H160V34H159ZM162 36H163V35H162ZM167 36L170 37L169 35H167ZM175 36H177V35H175ZM185 36H186V35H184L183 37L185 38ZM192 36H193V35H192ZM192 36H191V37H192ZM195 36H194V37H195ZM197 36H196V37H197ZM251 36H252V35H251ZM254 36H255V35H254ZM257 36H258V35H257ZM259 36H258V37H259ZM16 37H17V36H16ZM24 37H26V35H25ZM34 37H35V36H34ZM57 37H58V36H57ZM74 37H75V36H74ZM79 37H80V36H79ZM87 37H88V36H87ZM102 37H103V36H102ZM110 37H111V36H110ZM110 37H109V38H110ZM129 37H130V36H129ZM129 37H128V38H129ZM139 37H138V38H139ZM144 37H146V36H144ZM144 37H143V38H144ZM148 37H150V36L148 35ZM160 37H161V36H160ZM160 37H159V39H160ZM165 37H166V36H165ZM171 37H172V36H171ZM229 37H230V36H229ZM237 37H238V36H237ZM245 37H246V36H245ZM11 38H12V36H11ZM13 38H12V40H13ZM42 38H43V37H42ZM52 38H53V37H52ZM77 38H78V37H77ZM81 38H82V37H81ZM89 38H90V37H89ZM130 38H131V37H130ZM141 38H142V37H140V39H141ZM143 38H142V40H144ZM146 38H147V37H146ZM173 38H174V37H172V40H173ZM198 38H199V37H198ZM225 38H226L225 40H227V37H226V36H225ZM230 38H231V37H230ZM235 38H236V37H235ZM5 39H6V38H5ZM22 39H23V38H22ZM30 39H31V38H30ZM39 39H40V37H39ZM48 39H49V38H48ZM58 39H59V38H58ZM60 39H61V38H60ZM72 39H73V37H72ZM79 39H80V38H79ZM110 39H111V38H110ZM110 39H109V40H110ZM140 39H139V40H140ZM156 39H157V36H156ZM163 39H164V38H163ZM187 39H188V36H186V40H187ZM202 39H203V38H202ZM231 39H232V38H231ZM236 39H237V38H236ZM243 39H244V38H243ZM253 39H254V38H253ZM253 39H252V40H253ZM8 40H9V39H8ZM12 40H11V41H12ZM18 40H19V38H18ZM25 40H26V39H25ZM53 40H54V39H53ZM55 40H56V39H55ZM74 40H75V39H74ZM76 40H77V39H76ZM76 40H75V41H76ZM83 40H84V39H83ZM86 40H88V39H86ZM128 40H129V39H128ZM128 40L126 39V41H128ZM132 40H133V39H132ZM136 40H138V39H136ZM136 40H134V42H135ZM147 40H148V38H147ZM160 40H161V39H160ZM167 40H168V39H167ZM170 40H171V39H170ZM172 40H171V41H172ZM200 40H201V38H200ZM219 40H221V39H219ZM219 40H218V41H219ZM222 40H223V39H222ZM232 40H234V38H233ZM250 40H251V39H250ZM252 40H251V41H252ZM256 40H257V39H256ZM11 41H10V42H11ZM14 41H15V40H14ZM21 41H22V40H21ZM51 41H52V39H51ZM51 41H50V42H51ZM113 41H114V40H113ZM130 41H131V39H130ZM155 41H156V40H155ZM164 41H165V40H164ZM177 41H179V39H178ZM201 41H202V40H201ZM254 41H255V40H254ZM8 42H9V41H8ZM18 42H19V41H18ZM18 42H17V43H18ZM46 42H48V41L46 40ZM52 42H53V41H52ZM73 42H74V41H73ZM81 42H82V41H81ZM87 42H88V41H87ZM99 42H100V41H99ZM136 42H137V41H136ZM136 42L134 43L135 45H136ZM165 42H166V41H165ZM169 42H170V41H169ZM187 42H188V40H187ZM189 42H190V41H189ZM189 42L187 43V45H189ZM198 42H199V41H198ZM198 42H197V43H198ZM228 42H229V39H228ZM258 42H259V41L257 40V43H258ZM1 43H2V42H1ZM11 43H12V42H11ZM14 43H15V42H14ZM41 43H42V42H41ZM54 43H55V41H54ZM54 43H53V45H54ZM63 43H64V42H63ZM63 43H62V44H63ZM104 43H105V42H104ZM111 43H112V41H111ZM125 43H127V42H125ZM137 43H138V42H137ZM158 43H159V41H158ZM200 43H201V42H200ZM208 43H209V42H208ZM221 43H222V41H221ZM229 43H231V42H229ZM3 44H4V43H3ZM39 44H40V43H39ZM56 44H57V46H59L58 43H56ZM64 44L66 45V43H64ZM71 44L73 45V43H71ZM74 44H76V43H74ZM83 44H84V43H83ZM85 44H87V43H85ZM127 44H128V43H127ZM146 44H147V43H146ZM194 44H195V43H194ZM194 44H191V42H190V46H191V45H194ZM214 44H216V43H214ZM218 44L220 45V43H218ZM218 44H217V45H218ZM48 45H49V44H48ZM68 45H69V44H68ZM68 45H67V46H68ZM87 45H88V44H87ZM89 45H90V44H89ZM91 45H92V44H91ZM96 45H97V44H96ZM105 45H106V44H105ZM135 45H133V46H135ZM138 45H139V44H138ZM138 45H136V46H138ZM144 45H145V44H144ZM149 45H150V44H149ZM151 45H152V44H151ZM200 45H201V44H200ZM231 45H232V43H231ZM263 45H264V44H263ZM5 46H6V45H5ZM13 46H14V45H13ZM15 46H17V45L15 44ZM34 46H35V45H34ZM106 46H107V45H106ZM108 46H109V45H108ZM127 46H128V45H127ZM147 46H148V44H147ZM152 46H154V44H153ZM157 46H158V45H157ZM174 46H175V45H174ZM178 46H179V44H178ZM182 46H183V44H182ZM212 46H213V45H212ZM227 46H228V44H227ZM232 46H233V45H232ZM0 47H1V46H0ZM21 47H22V46H21ZM45 47H46V46H45ZM55 47H56V45L54 46V48H55ZM64 47H65V46H64ZM64 47H62V48H64ZM68 47H69V46H68ZM68 47H67V48H68ZM77 47H78V46H77ZM93 47H95V46H93ZM159 47H160V46H159ZM166 47H167V45H166ZM168 47H169V46H168ZM183 47H184V46H183ZM202 47L205 48V46H202ZM207 47H208V46H207ZM219 47L221 48V46H219ZM237 47H238V46H237ZM262 47L264 48V46H262ZM262 47H261V48H262ZM13 48H16V47H13ZM26 48H27V47H26ZM60 48H61V46H60ZM128 48H130V47H128ZM138 48H139V47H138ZM154 48H155V47H154ZM184 48H185V47H184ZM196 48H197V47L194 46L193 49H196ZM198 48H199V47H198ZM212 48H213V47H212ZM214 48H215V47H214ZM222 48H223V47H222ZM243 48H244V47H243ZM243 48H242V49H243ZM6 49H7V48H6ZM10 49H11V48H10ZM58 49H59V48H58ZM69 49H70V50H73V49H71V48H69ZM86 49H87V47H86ZM91 49H92V48H91ZM93 49H94V48H93ZM98 49H99V48H98ZM106 49H107V48H105V50H106ZM111 49H113V48H111ZM126 49H127V48H126ZM126 49H125V50H126ZM130 49H131V48H130ZM130 49H128V50H130ZM132 49H133V48H132ZM155 49H156V48H155ZM157 49H158V48H157ZM161 49H162V48H161ZM176 49H177V47H176ZM186 49H187V48H186ZM201 49H202V48H201ZM208 49H209V48H208ZM224 49H225V46H224L223 50H224ZM226 49H227V47H226ZM7 50H8V49H7ZM11 50H12V49H11ZM48 50H50V49H48ZM48 50H47V52H48ZM61 50H62V49H61ZM67 50H68V49H67ZM67 50H66V51L64 50V51L67 53V52H68ZM83 50H84V49H83ZM83 50H82V51H83ZM94 50H97V49H94ZM134 50H136V49H134ZM141 50H142V49H141ZM141 50H140V51H141ZM196 50H197V49H196ZM202 50H203V49H202ZM205 50H207V49H205ZM212 50H213V49H212ZM218 50H219V49H218ZM234 50H236V49H234ZM243 50L246 51L245 49H243ZM261 50H262V49H261ZM1 51H2V50H1ZM3 51H5V50L3 49ZM73 51H76V52H77L78 49L74 47V50H73ZM73 51H71V52H73ZM109 51H110V50H109ZM113 51H114V50H113ZM117 51H118V50H117ZM126 51H127V50H126ZM189 51H190V50H189ZM194 51H195V50H194ZM219 51H220V50H219ZM227 51H228V50H227ZM244 51H242V53H244V54H247V53H248V52L245 53ZM49 52H50V51H49ZM62 52H63V50H62ZM62 52H61V55H62L61 58L63 57V54H64V53L62 54ZM76 52H73V53H76ZM86 52H87V51H86ZM94 52H97V51H94ZM102 52H103V51H102ZM119 52H120V51H119ZM119 52H118V53H119ZM123 52H125V51H123ZM135 52H136V51H135ZM197 52H200V51L197 50ZM263 52H264V49H263ZM58 53H59V52H58ZM69 53H70V52H69ZM73 53L71 54L72 56H73ZM80 53H82V52H80ZM105 53H106V51H105ZM107 53H108V52H107ZM121 53H122V52H121ZM125 53H126V52H125ZM125 53H122V54H125ZM129 53H130V52H129ZM140 53H141V52H140ZM190 53H191V52H190ZM213 53H214V52H213ZM219 53H220V52H219ZM219 53H218V54H219ZM221 53H222V52H221ZM232 53H233V52H232ZM242 53H241V54H242ZM3 54H4V53H3ZM9 54H10V53H9ZM9 54H8V55H9ZM35 54H36V53H34V55H35ZM50 54H51V53H50ZM77 54H78V53H76V55H77ZM96 54H97V53H96ZM108 54H109V53H108ZM116 54H117V53H116ZM132 54H133V53H132ZM132 54H131V55H132ZM205 54H206V52H205ZM211 54H212V53H211ZM211 54H210V55H211ZM218 54H216L217 57H218ZM224 54H226V53H224ZM5 55H6V54H5ZM10 55H12V54H10ZM10 55H9V56H10ZM39 55H40V54H39ZM56 55H57V54H56ZM71 55H70V56H71ZM76 55H74V56H76ZM80 55H81V54H78L77 56L80 57ZM82 55H83V54H82ZM82 55H81V57H82ZM98 55H99V54H98ZM104 55H105V54H104ZM133 55H134V54H133ZM136 55H139V54L137 53ZM227 55H228V54H227ZM247 55H248V54H247ZM247 55H245V56H247ZM0 56H1V55H0ZM26 56H27V55H26ZM68 56H69V55H68ZM77 56H76V57H77ZM89 56H90V55H89ZM99 56H100V55H99ZM99 56H98V57H99ZM102 56H103V54H102ZM102 56H101V57H102ZM107 56H109V55H107ZM117 56H119V58H120V54L117 55ZM127 56H128V55H126V57H127ZM197 56L199 57V54H198ZM197 56H196V57H197ZM208 56H209V55H208ZM52 57H53L52 59H55L54 56H52ZM58 57H59V56H58ZM79 57H78V58H79ZM83 57H85V56H83ZM87 57H88V56H87ZM87 57H86V58H87ZM90 57L93 58L92 55H91ZM104 57H106V55H105ZM109 57H110V56H109ZM131 57H132V56H131ZM136 57H137V56H136ZM141 57H142V54H141ZM141 57H140V58H141ZM192 57H193V56H192ZM198 57H197V58H198ZM200 57H201V56H200ZM200 57H199V58H200ZM237 57H238V56H237ZM248 57H249V56H248ZM6 58H7V57H6ZM42 58H43V57H42ZM63 58H64V57H63ZM70 58H73V57H70ZM78 58H76V59H78ZM88 58H89V57H88ZM96 58H97V57H96ZM113 58H114V57H113ZM121 58H123V56H121ZM129 58H130V56H129ZM193 58H194V57H193ZM193 58H191L185 50H183V49H179V50L173 51V55H172V57H171V60H172V62H173L174 67H175L176 69H178V70L181 72V74H183L184 76L190 77L192 80H197V83L199 82V84H207V83H208V82H207L208 80H207V77H206V74H205V62H203V61H199V60H194ZM203 58H205V57H203ZM224 58H225V57H224ZM224 58H222V59H224ZM242 58H243V57H242ZM64 59H65V58H64ZM66 59H67V58H66ZM82 59H83V58H82ZM105 59H106V58H105ZM209 59H210V57H209ZM230 59H231V58H230ZM243 59H244V58H243ZM60 60H62V59H60ZM67 60H68V59H67ZM78 60H79V59H78ZM80 60H81V59H80ZM84 60H85V59H84ZM98 60H99V59H98ZM98 60H96V61H98ZM132 60H134L133 57H132ZM132 60H131V62H132ZM136 60H137V59H136ZM220 60H221V59H220ZM263 60H264V59H263ZM1 61H2V60H1ZM48 61H49V60H48ZM56 61H57V60H56ZM76 61H77V60H76ZM88 61H89V60H88ZM90 61H91V60H90ZM121 61H122V60H121ZM147 61H148V60H147ZM32 62H33V61H32ZM119 62H120V61H119ZM124 62H125V61H124ZM155 62H156V58H155V57H151V58H150V62H146V63H147V64H151V65H156ZM246 62H247V61H246ZM246 62H245V63H246ZM4 63H5V62H4ZM10 63H11V61H10ZM65 63H67V62H65ZM68 63H69V62H68ZM72 63H74V62H72ZM81 63H82V62H81ZM85 63H88L87 60L85 61ZM125 63H126V62H125ZM125 63H123V64H125ZM127 63H128V62H127ZM166 63H167V62H166ZM239 63H240V62H239ZM6 64H7V63H6ZM35 64H36V63H35ZM43 64H44V63H43ZM52 64H53V63H52ZM55 64H56V63H55ZM61 64H62V62H61ZM76 64H79V65H80V63H77V62H76ZM88 64H89V63H88ZM137 64H138V63H137ZM139 64H140V63H139ZM144 64H145V62H144ZM240 64H241V63H240ZM263 64H264V62H263ZM10 65H11V64H10ZM19 65H20V64H19ZM62 65H63V64H62ZM85 65H86V64H85ZM85 65H84V66H85ZM93 65H94V64H93ZM100 65H101V64H100ZM109 65H110V64H109ZM121 65H122V64H120V66H121ZM233 65H234V64H233ZM233 65H232V67H233ZM0 66H1V65H0ZM8 66H9V65H8ZM54 66H55V65H54ZM58 66H60V65H58ZM76 66L79 67L78 65H76ZM80 66H83V64L80 65ZM89 66H90V67H89ZM118 66H119V64H118ZM132 66H133V65H132ZM135 66H136V65H135ZM212 66H213V65H212ZM234 66H236V65H234ZM65 67H66V66H65ZM88 67L91 68V67H93V66L88 65ZM107 67H108V66L106 65L105 68H107ZM230 67H231V66H230ZM240 67H241V66H240ZM260 67H261V66H260ZM8 68H10V67H8ZM50 68H51V67H50ZM59 68H60V67H59ZM59 68H58V70H59ZM62 68H63V67H62ZM69 68H70V67H69ZM84 68L86 69L87 67H84ZM84 68H83V69H84ZM105 68H104V69H105ZM111 68H112V67H111ZM121 68H123V66H122ZM148 68H149V67H148ZM150 68H151V67H150ZM0 69H1V68H0ZM13 69H14V67H13ZM13 69H11V70H13ZM107 69H108V70H105V71H107L108 73H110V72H109V68H107ZM116 69H119V67L116 68ZM131 69H132V67H131ZM152 69H153V68H152ZM216 69H217V68H216ZM230 69H231V68H230ZM232 69H234V68H232ZM232 69H231V71H232ZM238 69H239V67H238ZM241 69H242V68H241ZM263 69H264V68H261V70H263ZM14 70H15V69H14ZM55 70H56V69H55ZM61 70H63V69H61ZM70 70H72V68H71ZM88 70L90 71V69H88ZM114 70H115V68H114ZM135 70H136V69H135ZM242 70H243V69H242ZM254 70H255V69H254ZM2 71H3V70H2ZM4 71H6V70H4ZM8 71L10 72V70H8ZM67 71H68V70H67ZM75 71H76V70H75ZM97 71H98V70H97ZM116 71H117V70H115V72H116ZM125 71H126V69H125ZM130 71H132V70H130ZM152 71H154V70H152ZM263 71H264V70H263ZM9 72H8V73H9ZM13 72H15V71H13ZM23 72H24V71H23ZM70 72H71V71H70ZM79 72H81V71H79ZM86 72H87V71H86ZM90 72H91V71H90ZM90 72H89V73H90ZM102 72L104 73V70H103ZM229 72H230V70H229ZM229 72H227V74H228ZM260 72H261V71H260ZM15 73H16V72H15ZM32 73H33V72H32ZM46 73H47V72H46ZM59 73H60V72H59ZM65 73H66V72H65ZM83 73H84V72H83ZM89 73H88V74H89ZM92 73H93V72H92ZM118 73H120V69L118 70ZM153 73H155V72H153ZM206 73H207V72H206ZM215 73H216V71H215ZM223 73H224V72H223ZM43 74H44V73H43ZM47 74H49V73H47ZM67 74H68V72H67ZM110 74H111V73H110ZM126 74H128V73H126ZM126 74H125V75H126ZM129 74H130V73H129ZM207 74H208V73H207ZM212 74H213V72H212ZM230 74H231V73H230ZM257 74H259V73H257ZM4 75H5V74H4ZM4 75H3V76H4ZM16 75H17V74H16ZM30 75H31V74H30ZM50 75H51V74H50ZM58 75H59V74H58ZM89 75H90V74H89ZM101 75H102V74H101ZM107 75H109V74H107ZM133 75H134V74H133ZM138 75H139V74H138ZM150 75H151V74H150ZM159 75H160V73H159ZM208 75H209V74H208ZM219 75H220V74H219ZM221 75H222V73H221ZM224 75H225V74H224ZM7 76H8V75H7ZM9 76L11 77L12 75H9ZM18 76H19V73H18ZM71 76H72V75H71ZM71 76H70V77H71ZM153 76H154V75H153ZM209 76H211V75H209ZM228 76H229V75H228ZM231 76H232V74H231ZM231 76H230L229 78H231ZM242 76H243V72H242ZM260 76H261V75H260ZM260 76H258V77H260ZM12 77H13V76H12ZM19 77H20V80L23 79V78L21 79V76H19ZM19 77H17V78H19ZM32 77H33V76H32ZM55 77H56V76H55ZM59 77H61V76H59ZM59 77H58V78H59ZM62 77H63V76H62ZM64 77H65V76H64ZM70 77H69V78H70ZM93 77H95V76H93ZM103 77H104V76H103ZM110 77H112V76L110 75L109 78H110ZM117 77H118V74H117ZM125 77H126V76H125ZM156 77H157V74H156ZM215 77H216V76H215ZM217 77H219V76H217ZM234 77H235V76H234ZM14 78H15V76L13 77V79H14ZM30 78H31V76H30ZM30 78H29V80H30ZM46 78H47V77H46ZM58 78H55V80H56V79L58 80ZM79 78H80V75H79ZM90 78H92V77H90ZM95 78H96V77H95ZM101 78H102V77H101ZM118 78H119V77H118ZM2 79H3V78H2ZM15 79H16V78H15ZM15 79H14V80H15ZM26 79H27V78H26ZM31 79H32V78H31ZM47 79H48V78H47ZM49 79H50V78H49ZM73 79H74V78H73ZM83 79H84V78H83ZM96 79H97V78H96ZM102 79H103V78H102ZM104 79H105V78H104ZM106 79H107V78H106ZM106 79H105V80H106ZM119 79H121V78H119ZM170 79H171V78H170ZM232 79H234V78H232ZM240 79H241V78H240ZM4 80H5L6 84H7L8 82H7V80H6V76H5V79H3V81H4ZM17 80H19V79H17ZM24 80H25V79H24ZM24 80H23V81H24ZM29 80H28V81H29ZM55 80H54V81H55ZM59 80H60V79H59ZM64 80H65V79H64ZM71 80H72V78H71ZM80 80H82V78H81ZM80 80H79V81H80ZM110 80H111V79H110ZM123 80H124V79H123ZM134 80H135V79H134ZM136 80H137V79H136ZM145 80H146V79H145ZM226 80H227V79H226ZM238 80H239V79H238ZM244 80H245V79H244ZM11 81H12V80H11V78H10V82H11ZM34 81H35V80H34ZM41 81H42V80H41ZM44 81H45V80H44ZM62 81H63V80H62ZM118 81H119V80H118ZM142 81H143V80H142ZM216 81H217V80H216ZM242 81H243V80H242ZM10 82H9V83H10ZM14 82H15V81H14ZM21 82H22V81H21ZM21 82H19V84H20ZM26 82H27V81H26ZM30 82H31V81H30ZM36 82H37V81H36ZM46 82H47V81H46ZM56 82H57V81H56ZM66 82H67V77H66ZM66 82H65V83H66ZM70 82H71V81H70ZM97 82H98V81H97ZM103 82H104V81H103ZM110 82H111V81H110ZM128 82H129V81H128ZM183 82H184V81H183ZM222 82H223V81H222ZM222 82H221V83H222ZM15 83H16V82H15ZM84 83H85V82H84ZM98 83H100V82H98ZM118 83H119V82H118ZM221 83H220V84H221ZM234 83H235V82H234ZM234 83H233V84H234ZM240 83H241V82H240ZM30 84H31V83H29V86H30ZM62 84H64V82H63ZM75 84H76V83H75ZM129 84H130V83H129ZM140 84H141V83H140ZM140 84H139V85H140ZM149 84H150V83H149ZM195 84H196V83H195ZM238 84H239V83H238ZM241 84H242V83H241ZM244 84H245V83H244ZM11 85H14V84H11ZM16 85H17V83H16L14 86H16ZM24 85H26V84H24ZM32 85H33V84H32ZM32 85H31V86H32ZM35 85H36V84H35ZM43 85H44V84H43ZM60 85H61V80H60ZM60 85H59V86H60ZM72 85H73V84H72ZM81 85H82V84H81ZM84 85H85V84H84ZM84 85H82V86H84ZM88 85H89V84H88ZM90 85H91V83H90ZM103 85H104V84H103ZM103 85H102V87H103ZM107 85H108V84H107ZM107 85H105V86L107 87ZM116 85H117V84H116ZM116 85H115V86H116ZM213 85H214V84H213ZM213 85H212V87H213ZM229 85H230V82H229ZM18 86H19V85H18ZM18 86H17V87H18ZM31 86H30V87H31ZM53 86H54V83H53ZM61 86H62V85H61ZM65 86H66V84H65ZM85 86H87V84H86ZM120 86H121V85H120ZM120 86H119V87H120ZM142 86H143V85H142ZM178 86H179V84H178ZM188 86H189V85H188L186 82L182 83V84L180 85V87H179V92H178V93H174V92H172L171 95H174V94H184V93L186 92ZM257 86H258V85H257ZM11 87H12V86H11ZM35 87L37 88V86H35ZM71 87H74V86H70V88H71ZM116 87H118V86H116ZM116 87H112V88H116ZM123 87H124V86H123ZM126 87H127V86H126ZM135 87H137V86H135ZM140 87H141V86H140ZM140 87H138V88L140 89ZM230 87H231V86H230ZM255 87H256V85H255ZM258 87H259V86H258ZM258 87H256L255 89H257ZM7 88H8V87H7ZM7 88H6V89H7ZM12 88H14V87H12ZM15 88H16V87H15ZM36 88H35V89H36ZM47 88H48V87H47ZM55 88H56V87H55ZM58 88H59V87H58ZM82 88H83V87H82ZM107 88H108V87H107ZM109 88H110V87H109ZM129 88L131 89V87H129ZM141 88H142V87H141ZM6 89H5V90H6ZM30 89H32V88H29V90H30ZM35 89H33V90H35ZM63 89H64V88H63ZM76 89H77V88H76ZM90 89H91V88H90ZM123 89H124V88H123ZM123 89H122V87H121V90H123ZM150 89H151V88H150ZM19 90H20V89H19ZM39 90H40V89H39ZM44 90H45V88H44ZM68 90H69V89H68ZM70 90H71V89H70ZM80 90H81V89H80ZM113 90H114V89H113ZM140 90H141V89H140ZM144 90H145V89H144ZM146 90H147V89H146ZM201 90H202V88H201ZM223 90H224V89H223ZM6 91H7V90H6ZM46 91H47V90H46ZM50 91H51V90H50ZM61 91H62V90H61ZM74 91L76 92L75 88H74ZM74 91H73V92H74ZM78 91H79V90H78ZM116 91H117V90H116ZM226 91H228V89H227ZM234 91H235V90H234ZM10 92H12V89H11V88H10ZM75 92H74V93H75ZM79 92H80V91H79ZM87 92H88V91H87ZM96 92H97V91H96ZM217 92H218V91H217ZM236 92H238L237 89H236L235 93H236ZM241 92H242V91H240V93H241ZM26 93H28V92H26ZM38 93H39V92H38ZM46 93H48V92H46ZM55 93H57V92H55ZM61 93H62V92H61ZM76 93H77V92H76ZM93 93H94V92H93ZM93 93H92V94H93ZM131 93H133V91H132ZM136 93H137V92H136ZM225 93H227V92H225ZM225 93H224V94H225ZM228 93H229V92H228ZM232 93H233V91H232ZM235 93H233V95H234ZM1 94H2V93H1ZM13 94H14V93H13ZM64 94H65V91H64ZM144 94H145V93H144ZM185 94H186V93H185ZM236 94H237V93H236ZM7 95H8V93H7ZM31 95H32V94H31ZM42 95H43V94H42ZM42 95H41V96H42ZM72 95H73V93H72ZM90 95H91V94H90ZM97 95H98V94H97ZM97 95H95V96H97ZM119 95H120V94H119ZM121 95H123V94H121ZM127 95H128V94H127ZM127 95H126V96H127ZM135 95H136V94H135ZM146 95H147V93H146ZM221 95H222V94H221ZM229 95H230V93L228 94V96H229ZM231 95H232V94H231ZM238 95H240V94L238 93ZM1 96H2V95H1ZM8 96H9V95H8ZM36 96H38V94H37ZM41 96H40V97H41ZM57 96H58V95H57ZM64 96H65V95H64ZM70 96H71V95H69V97H70ZM76 96H77V95H76ZM78 96L80 97V95H78ZM223 96H224V95H223ZM244 96H246V95L244 94ZM248 96H249V95H248ZM255 96H256V99H257V98H258L257 95H255ZM255 96H254V97H255ZM10 97H11V96H10ZM12 97H13V96H12ZM22 97H23V96H22ZM72 97H74V96H72ZM117 97H118V96H117ZM121 97H122V96H121ZM123 97H124V96H123ZM123 97H122V98H123ZM139 97H140V96H139ZM139 97H138V98H139ZM226 97H227V95H226ZM230 97H231V96H230ZM232 97H233V96H232ZM234 97H235V96H234ZM240 97H241V96H240ZM242 97H243V96H242ZM249 97H250V96H249ZM3 98H4V97H3ZM8 98H9V97H8ZM19 98H20V97H19ZM25 98H26V97H25ZM43 98H44V97L42 96L41 99H43ZM58 98H59V97H58ZM58 98H57L56 100H58ZM94 98H95V97H94ZM94 98H93V99H94ZM127 98H128V97H127ZM134 98H135V97H134ZM161 98H162V97H161ZM161 98H160V99H161ZM165 98H166V97H165ZM165 98H164V99H165ZM45 99H47V98H45ZM48 99H49V98H48ZM51 99H52V98H51ZM65 99H66V98H65ZM68 99H69V98H68ZM68 99H66V100H68ZM74 99H75V97L73 98V100H74ZM102 99H103V98H102ZM130 99H131V98H130ZM231 99H232V98H231ZM234 99L237 100L236 98H234ZM244 99H245V97H244ZM244 99H243V100H244ZM246 99H248V98H246ZM246 99H245V101H246ZM7 100H8V99H7ZM11 100H12V99H11ZM11 100H10V101H11ZM16 100H17V99H16ZM23 100H24V99H23ZM26 100H27V99H26ZM39 100H40V99H39ZM43 100H44V99H43ZM56 100H55V97H54V101H56ZM70 100H71V99H69V101H70ZM86 100H87V97H86ZM114 100H116V99H114ZM124 100H125V99H124ZM151 100H152V99H151ZM170 100H171V99H170ZM243 100L241 99L242 102H243ZM257 100H258V99H257ZM259 100H260V98H259ZM52 101H53V100H52ZM98 101H99V100H98ZM101 101H102V100H101ZM121 101H122V99H121ZM141 101H142V100H141ZM149 101H150V100H149ZM164 101H165V100H164ZM164 101H163V103H164ZM173 101H174V100H173ZM173 101H172V102H173ZM178 101H179V100H178ZM178 101H177V102H178ZM184 101H185V100H184ZM230 101H231V100H230ZM230 101H229V103H228V104H230V108H229V107H227V108H229L230 111H231V105H233V108H234V104H236V102H235V101H234V102L232 101V104H231ZM237 101H240V100H237ZM8 102H9V101H8ZM11 102H12V101H11ZM18 102H19V101H18ZM21 102H22V101H21ZM23 102H24V101H23ZM25 102H26V101H25ZM36 102H37V101H36ZM41 102H42V101H41ZM59 102H60V101H59ZM63 102H64V101H63ZM65 102H66V101H65ZM93 102H94V101H93ZM102 102H103V101H102ZM109 102H110V101H109ZM154 102H155V100H153L152 104H153ZM156 102H157V100H156ZM156 102H155V104H156ZM222 102H223L225 105L227 104V103H225L223 100H222ZM1 103H2V102H1ZM9 103H10V102H9ZM14 103H15V102H14ZM19 103H20V102H19ZM43 103H44V102H43ZM53 103H54V102H53ZM55 103H56V102H55ZM87 103H88V102H87ZM91 103H92V102H91ZM117 103H118V102H117ZM129 103H130V101H129ZM129 103H128V105H129ZM133 103H134V102H133ZM158 103H159V102H158ZM167 103H168V102H167ZM223 103H222V104H223ZM233 103H234V104H233ZM237 103H238V102H237ZM240 103H241V102H240ZM245 103H246V102H245ZM6 104H7V103H6ZM22 104H23V103H21V107L24 106V105H22ZM24 104H25V103H24ZM47 104H48V103H47ZM58 104H59V103H58ZM69 104H70V103H69ZM69 104H68V105H69ZM122 104H123V101H122ZM134 104H135V103H134ZM136 104H137V103H136ZM165 104H166V103H165ZM170 104H171V103H170ZM170 104H169V106H170ZM0 105H1V104H0ZM7 105H8V104H7ZM53 105H54V104H53ZM102 105H104V104L102 103ZM108 105H109V104H108ZM112 105H113V104H112ZM117 105H118V104H117ZM119 105H120V104H119ZM130 105H131V104H130ZM132 105H133V104H132ZM143 105H145V104H143ZM150 105H151V104H149V107H150ZM167 105H168V104H167ZM167 105H166V106H167ZM171 105H172V104H171ZM225 105H223V106H225ZM259 105H260V104H259ZM8 106H9V105H8ZM26 106H28V105H26ZM47 106H48V105H47ZM49 106H50V105H49ZM57 106H58V105H57ZM87 106H88V105H87ZM90 106H91V105H90ZM90 106H88V107L90 108ZM95 106H96L95 108H97V106H98L97 103H96ZM105 106H106V105H105ZM113 106H114V105H113ZM124 106H125V105H124ZM136 106H138V104H137ZM136 106H135V107H136ZM152 106H153V105H152ZM155 106H156V105H155ZM159 106H160V105H159ZM159 106H158V107H159ZM163 106H164V104H163ZM226 106H228V105H226ZM2 107H3V105H2ZM5 107H6V106H5ZM5 107H4V109H5ZM13 107H15V106H13ZM29 107H30V105H29ZM45 107H46V106H45ZM52 107H53V106H52ZM91 107H92V106H91ZM111 107H112V106H111ZM115 107H116V106H115ZM115 107H114V108H115ZM117 107L119 108V106H117ZM120 107H121V106H120ZM130 107H131V106H130ZM140 107H142V106H140ZM161 107H162V106H161ZM238 107H239V106H237V108H238ZM241 107H242V106H241ZM245 107H246V106H245ZM245 107H242V108H243V111H245L249 106H247L246 109L244 110ZM257 107H261V108H262V105H260V106L257 105ZM48 108H51V107H48ZM53 108H54V107H53ZM53 108H52V109H53ZM66 108H67V107H66ZM99 108L101 109V108H103V107H99ZM99 108H98V109H99ZM108 108H109V107H108ZM123 108H125V107H123ZM132 108L134 109V107H132ZM132 108H131V109H132ZM137 108H138V107H137ZM137 108H136V109H137ZM151 108H152V107H151ZM165 108H166V107H165ZM165 108H164V109H165ZM170 108H171V107H169V109H170ZM237 108H235V109H237ZM239 108H240V107H239ZM242 108H241V109H242ZM261 108H260V110H261ZM7 109H8V108H7ZM7 109H6V111H9L10 107H9L8 110H7ZM11 109H12V107H11ZM28 109H29V108H28ZM30 109H31V107H30ZM44 109H45V108H44ZM59 109H60V108H59ZM72 109H73V108H72ZM83 109H85V108H83ZM92 109H93V108H92ZM92 109H91V110H92ZM104 109H105V108H104ZM104 109H103V110H104ZM109 109H110V108H109ZM109 109H108V110H109ZM115 109H116V108H115ZM152 109H153V108H152ZM154 109H155V108H154ZM162 109H163V108H162ZM164 109H163V110H164ZM169 109H168V110H169ZM171 109H174V108H171ZM225 109H226V108H225ZM235 109H234V110H235ZM248 109H249V108H248ZM248 109H247V110H248ZM14 110H15V109H14ZM18 110H19V109H18ZM18 110H17V111H18ZM48 110H49V109H48ZM81 110H82V109H81ZM93 110H94V109H93ZM96 110H97V109H96ZM110 110H111V109H110ZM124 110H125V109H124ZM137 110H138V109H137ZM168 110H167V111H168ZM234 110H233V111H234ZM239 110H240V109H239ZM239 110H237V111L235 110L236 113H235V112H233V113L237 114V113L239 112ZM249 110H250V109H249ZM0 111H2V110H0ZM12 111H13V110H12ZM30 111H31V110H30ZM34 111H35V110H33V112H34ZM40 111H41V110H40ZM44 111H45V110H44ZM72 111H73V110H72ZM94 111H95V110H94ZM100 111H101V110H100ZM106 111H107V110H105L104 112H106ZM133 111L135 112V109H134ZM164 111H165V110H164ZM203 111H204V110H203ZM230 111H228L227 114H228V113L230 114V113H231ZM240 111H241V110H240ZM251 111H252V110H251ZM41 112H42V111H41ZM65 112H66V111H65ZM70 112H71V111H70ZM80 112H81V111H80ZM88 112H89V111H88ZM101 112H102V111H101ZM110 112H111V111H110ZM129 112H130V111H129ZM131 112H132V111H131ZM146 112H147V111H146ZM160 112H161V111H160ZM162 112H163V111H162ZM169 112H170V110H169ZM173 112H174V110H173ZM245 112H246V111H245ZM7 113H8V112H7ZM9 113H10V112H9ZM18 113H20V112H17V114H18ZM22 113H23V112H22ZM39 113H40V112H39ZM52 113H53V112H52ZM67 113H68V112H67ZM72 113H73V112H72ZM76 113H77V112H76ZM93 113H95V112H93ZM107 113H109V112H107ZM118 113H119V112H118ZM148 113H149V112H148ZM153 113H154V111H153ZM155 113H157V112L155 111ZM155 113H154V116L156 115ZM158 113H159V110H158ZM200 113H201V112H200ZM251 113H252V112H251ZM0 114H1V113H0ZM3 114H4V113H3ZM3 114H2V115H3ZM23 114H24V113H23ZM23 114H22V115H23ZM32 114H33V113H32ZM62 114H63V113H62ZM90 114H92V112H91ZM151 114H152V112H151ZM163 114H164V113H163ZM222 114H223V113H222ZM235 114H234V115H235ZM239 114L242 115L241 112L238 113L237 115H239ZM5 115H6V114H5ZM15 115H16V112H15ZM20 115H21V114H20ZM20 115H19V116H20ZM25 115H27V114H25ZM28 115H29V114H28ZM38 115H39V114H38ZM68 115H69V114H68ZM88 115H89V114H88ZM88 115H87V116H88ZM93 115H94V114H93ZM96 115H97V114H96ZM104 115H106V113H105ZM148 115H149V114H148ZM159 115H160V114H159ZM159 115H157V116H159ZM161 115H162V114H161ZM166 115H167V114H166ZM166 115H165V117L167 118L168 115H167V116H166ZM230 115H231V114H230ZM0 116H1V115H0ZM41 116H42V115L40 114V117H41ZM46 116H47V115H46ZM53 116H54V115H53ZM58 116H60V115H58ZM81 116H82V115H81ZM83 116H84V115H83ZM89 116H90V115H89ZM108 116H109V115H108ZM115 116H116V114H115ZM115 116H114V117H115ZM121 116H124V114H122ZM126 116H127V114H126ZM145 116H147V115H145ZM151 116H152V115H151ZM162 116H164V115H162ZM170 116H171V114H170ZM242 116L244 117V116H246V115H242ZM247 116H248V115H247ZM252 116H253V115H252ZM10 117H11V116H10ZM17 117H18V116H17ZM21 117H22V116H21ZM24 117H25V116H24ZM31 117H32V116H31ZM90 117H91V116H90ZM98 117H99V116H98ZM111 117H112V116H111ZM165 117H164V120L166 119ZM168 117H169V116H168ZM171 117H172V116H171ZM243 117H242V118H243ZM13 118H14V117H13ZM47 118H48V116H47ZM53 118H54V117H53ZM70 118H71V117H70ZM121 118H122V117H121ZM139 118H140V117H139ZM144 118H145V117H144ZM155 118H156V117H155ZM235 118H237L236 115H235ZM240 118H241V117H240ZM253 118H255V116H254ZM0 119H1V118H0ZM9 119H10V118H9ZM9 119H8V120H9ZM15 119H16V118H15ZM18 119L21 120V118H18ZM39 119H40V118H39ZM49 119H50V118H49ZM55 119H56V118H55ZM61 119H63V118H61ZM65 119H66V117L64 118V121H65ZM79 119H80V118H79ZM119 119H120V118H119ZM122 119H123V118H122ZM148 119H149V118H148ZM161 119H162V117L159 118L160 121H161ZM232 119H233V121L235 122L236 119L234 120V116H232ZM232 119H231V121H232ZM243 119H246V120H247V118H245V117H244ZM249 119H250V117H249ZM258 119H259V118H258ZM11 120H12V118H11ZM13 120H14V119H13ZM40 120H41V119H40ZM46 120H47V119H46ZM67 120L69 121V119H66V121H67ZM72 120H73V119H72ZM124 120H125V119H124ZM126 120H127V119H126ZM131 120L133 121V119H131ZM146 120H147V119H146ZM150 120H152V119L150 118ZM171 120H172V119H171ZM173 120H174V119H173ZM4 121H6V120H4ZM28 121H29V120H28ZM33 121H34V120H33ZM62 121H63V120H62ZM89 121H90V119H89ZM94 121H95V120H94ZM117 121H118V120H117ZM121 121H122V120H121ZM127 121H128V120H127ZM140 121H141V120H140ZM152 121H154L153 124H155V120H152ZM178 121H179V120H178ZM182 121H183V120H182ZM202 121H203V120H202ZM209 121H210V120H209ZM8 122H9V121H8ZM11 122H12V121H11ZM36 122H37V121H36ZM36 122H35V123H36ZM46 122H47V121H46ZM54 122H56V121H54ZM119 122H120V121H119ZM130 122H131V121H130ZM135 122H136V121H135ZM141 122H142V121H141ZM141 122H140V124H141ZM156 122H157V121H156ZM168 122H171V121L169 120ZM179 122H180V121H179ZM187 122H188V120H187ZM206 122H207V121H206ZM234 122H233V123H234ZM237 122H238V121H237ZM1 123H2V125H3V122H1ZM4 123H5V122H4ZM21 123H22V122H21ZM23 123H24V122H23ZM57 123H58V122H57ZM64 123H66V122H64ZM114 123H115V122H114ZM131 123H132V122H131ZM136 123H137V122H136ZM161 123H162V122H161ZM165 123H167L166 120H165ZM165 123H164V124H165ZM180 123H181V122H180ZM180 123H179V124H180ZM185 123H186V122H185ZM230 123H231V122H230ZM233 123H232V126H233ZM258 123H259V122H258ZM10 124H11V123H10ZM10 124H9V125H10ZM31 124H32V123H31ZM33 124H34V123H33ZM50 124H51V123H50ZM70 124H71V123H70ZM70 124H68V125H70ZM91 124H92V123H91ZM115 124H117V123H115ZM140 124H139V125H140ZM153 124H152V125H153ZM159 124H160V123H159ZM181 124H182V123H181ZM187 124H189V122H188ZM196 124H197V123H196ZM196 124H194V126H195ZM235 124H236V123H235ZM238 124H239V123H238ZM240 124H241V123H240ZM21 125H22V124H21ZM29 125H30V124H29ZM35 125H36V124H35ZM55 125H56V124H55ZM58 125H59V124H58ZM61 125H62V123H61ZM75 125H76V124H75ZM176 125H177V124H176ZM209 125H210V123H209ZM209 125H208V126H209ZM212 125H213V124H212ZM215 125H216V124H215ZM215 125H214V126H215ZM242 125H243V124H242ZM17 126H18V125H17ZM19 126H20V125H19ZM25 126H26V125H25ZM42 126H43V125H42ZM63 126H64V125H63ZM63 126H62V127H63ZM71 126H72V124H71ZM73 126H74V125H73ZM79 126H80V125H79ZM84 126H85V125H84ZM135 126H136V125H135ZM160 126H161V125H160ZM183 126H184V125H183ZM198 126L200 127L199 124L197 125V127H198ZM229 126H230V125H229ZM3 127H4V126H2V129H3ZM21 127H23V126H20V128H21ZM37 127H38V126H37ZM37 127H36V128H37ZM47 127H48V125H47ZM94 127H95V126H94ZM116 127H117V126H116ZM137 127H138V124H137ZM153 127H154V125H153ZM167 127H168V126H167ZM192 127H193V126H192ZM201 127H202V126H201ZM203 127H204V125H203ZM210 127H213V126H210ZM243 127H244V126H243ZM8 128H9V127H8ZM12 128H13V127H12ZM15 128H16V127H15ZM18 128H19V127H18ZM26 128L28 129L27 126H26ZM50 128H51V126H50ZM64 128H65V126H64ZM114 128H115V127H114ZM188 128H189V127H188ZM188 128H186V130H189ZM208 128H209V127H208ZM248 128H249V127H248ZM257 128H258V127H257ZM62 129H63V128H62ZM67 129H68V128H67ZM70 129H71V128H70ZM95 129H96V128H95ZM101 129H102V128H101ZM136 129H137V128H136ZM195 129H196V128H195ZM197 129H198V128H197ZM201 129H202V128H201ZM229 129H230V128H229ZM229 129H228V130H229ZM235 129H236V128H235ZM235 129H234V130H235ZM243 129H244V128H243ZM245 129H246V126H245ZM5 130H6V128H5ZM8 130H9V129H8ZM8 130H7V131H8ZM10 130H11V129H10ZM14 130H15V129H14ZM16 130H17V128H16ZM22 130H23V129H22ZM24 130H25V129H24ZM29 130H30V127H29ZM75 130H76V129H75ZM90 130H92V129H90ZM182 130H183V129H182ZM182 130H181V131H182ZM203 130H204V129H203ZM246 130H247V129H246ZM249 130H250V129H249ZM249 130H247V131H249ZM254 130H255V129H254ZM257 130H260V129L258 128ZM3 131H4V129H3ZM19 131H20V130H19ZM32 131H33V130H32ZM49 131H50V129H49ZM52 131H53V130H52ZM77 131H78V130H77ZM84 131H85V130H84ZM154 131H155V130H154ZM173 131H174V130H173ZM197 131H198V130H197ZM201 131H202V130H201ZM21 132H22V131H21ZM21 132H20V134H23V133H21ZM24 132H25V131H24ZM39 132H40V131H39ZM46 132H47V130H46ZM63 132H64V131H63ZM70 132H71V131H70ZM72 132H73V131H72ZM80 132H81V131H80ZM98 132H99V131H98ZM140 132H141V131H140ZM182 132H183V131H182ZM184 132H185V130H184ZM203 132H205V131H203ZM206 132H207V131H206ZM224 132H225V131H224ZM226 132H227V131H226ZM226 132H225V133H226ZM236 132H238L237 134H239V135L241 134V133H239V131H235V133H234V131H233L234 136H235V135L237 136ZM240 132H241V131H240ZM249 132H250V131H249ZM251 132H252V130H251ZM3 133H4V132H3ZM7 133H8V132H7ZM9 133H10V132H9ZM17 133H18V132H17ZM36 133H37V132H36ZM44 133H45V132H44ZM48 133H49V132H48ZM54 133H55V131H54ZM77 133H78V132H77ZM87 133H88V132H87ZM90 133H91V131H90ZM95 133H96V132H95ZM149 133H150V132H149ZM195 133H196V132H195ZM263 133H264V132H263ZM34 134H35V133H34ZM62 134H63V133H62ZM183 134H184V133H183ZM202 134H203V133H202ZM207 134H208V133H207ZM242 134H243V133H242ZM242 134H241V135H242ZM249 134H250V133H249ZM6 135H7V134H6ZM12 135H14V134H11V136H12ZM15 135H16V134H15ZM24 135H25V134H24ZM40 135H41V134H40ZM40 135H39V137H40ZM42 135H43V134H42ZM44 135H45V134H44ZM53 135H54V134H53ZM63 135H64V134H63ZM71 135H72V134H71ZM71 135H70V136H71ZM136 135H137V134H136ZM145 135H146V134H145ZM157 135H158V134H157ZM157 135H156V136H157ZM191 135H193V133H192ZM203 135L205 136V134H203ZM9 136H10V135H9ZM31 136H32V135H31ZM50 136H51V135H50ZM59 136H60V135H59ZM61 136H62V135H61ZM61 136H60V137H61ZM85 136H86V134H85ZM90 136H91V135H90ZM193 136H194V135H193ZM199 136H201V135H199ZM199 136H198V138H200ZM207 136H208V137H211V135H207ZM5 137H6V136H5ZM14 137H15V136H14ZM17 137H20V136L17 135ZM17 137H16V138H17ZM21 137H22V135H21ZM39 137H38V138H39ZM45 137H46V135H45ZM63 137H64V136H62L61 138H63ZM80 137H81V136H80ZM80 137H79V138H80ZM95 137H96V136H95ZM95 137H94V139H95ZM179 137H180V136H179ZM196 137H197V135H196ZM7 138H8V137H7ZM12 138H13V137H12ZM49 138H50V137H49ZM52 138H55V137L52 136ZM64 138H65V137H64ZM75 138H76V137H75ZM77 138H78V137H77ZM77 138H76V139H77ZM85 138H86V137H85ZM87 138H88V137H87ZM120 138H121V137H120ZM182 138H183V137H182ZM242 138H243V137H242ZM19 139H20V138H19ZM22 139H23V138H22ZM32 139H33V138H32ZM66 139H67V138H66ZM71 139H72V138H71ZM76 139H75V140H76ZM80 139H81V138H80ZM80 139H79V140H80ZM89 139H90V137H89ZM123 139H124V138H123ZM152 139H153V138H152ZM158 139H159V138H158ZM212 139H213V138H212ZM220 139H221V138H219V140H220ZM243 139H244V138H243ZM2 140H3V139H2ZM7 140H8V139H7ZM13 140H14V139H13ZM20 140H21V139H20ZM55 140H56V139H55ZM99 140H100V139H99ZM118 140H119V139H118ZM174 140H175V138H174ZM203 140H204V139H203ZM4 141H5V140H4ZM10 141H11V138H10ZM15 141H16V140H15ZM18 141H19V140H18ZM18 141H17V142H18ZM22 141H23V140H22ZM33 141H34V140H33ZM42 141H44V140H42ZM46 141H47V140H46ZM53 141H54V140H53ZM71 141H72V140H71ZM73 141H74V139H73ZM90 141H91V140H90ZM177 141H178V140H177ZM182 141H183V140H182ZM211 141H212V140H211ZM225 141H226V140H225ZM227 141H228V140H227ZM254 141H255V139H254ZM12 142H13V141H12ZM40 142H41V141H40ZM47 142H49V140H48ZM77 142H78V141H77ZM81 142H83V141H81ZM93 142H94V140H93ZM126 142H127V141H126ZM154 142L156 143V141H152L151 143H153V145H154V144H155ZM159 142H160V141H159ZM167 142H168V141H167ZM229 142H230V141H228V142H226V143H229ZM232 142H233V141H232ZM18 143H19V142H18ZM18 143H17V144H18ZM23 143H24V142H23ZM25 143H27V142L25 141ZM25 143H24L23 146H26ZM32 143H33V142H32ZM41 143H42V142H41ZM41 143H40V144H41ZM52 143H53V142H52ZM57 143H58V142H57ZM84 143H85V142H84ZM111 143H112V142H111ZM120 143H121V142H120ZM136 143H138V142H136ZM217 143H218V142H217ZM217 143H216V144H217ZM223 143L225 144L224 140H223ZM1 144H2V143H1ZM1 144H0V145H1ZM5 144H6V143H5ZM12 144H13V143H12ZM54 144H55V143H54ZM63 144H64V143H63ZM67 144H68V143H67ZM71 144H72V143H71ZM74 144H76V143H74ZM86 144H87V143H86ZM98 144H99V143H98ZM100 144H101V143H100ZM109 144H110V143H109ZM130 144H132V143H130ZM206 144H207V143H206ZM230 144H231V142H230ZM233 144H234V143H233ZM18 145H19V144H18ZM27 145H28V144H27ZM43 145H44V143H43ZM45 145H46V144H45ZM60 145H61V144H60ZM90 145H91V143H90ZM95 145H96V144H95ZM117 145H118V144H117ZM127 145H128V144H127ZM147 145L149 146V144H147ZM155 145H156V144H155ZM155 145H154V147H155ZM185 145H186V144H185ZM187 145H188V144H187ZM2 146H3V144H2ZM14 146H15V144H14ZM14 146H13V145L11 146V144H10V147H11L10 150H13L12 147L14 148ZM21 146H22V145H21ZM21 146H20V147H21ZM23 146H22V148H24ZM28 146L30 147V145H28ZM32 146H33V145H32ZM51 146H52V145H51ZM58 146H59V145H58ZM61 146H62V145H61ZM61 146H60V147H61ZM68 146H69V145H68ZM76 146H77V145H76ZM80 146H81V144H80ZM108 146H109V145H108ZM128 146H129V145H128ZM131 146L134 147V145H131ZM137 146H138V145H137ZM148 146H147V147H148ZM157 146H159V145H157ZM160 146H161V145H160ZM182 146H183V145H182ZM201 146H203V145H201ZM224 146H225V148H226L227 146H228L230 149L233 148L232 145L230 146L229 144H228V145L226 144V145H224ZM4 147H5V146H4ZM10 147H9V148H10ZM17 147H18V146H17ZM36 147H37V146H36ZM41 147H42V146H41ZM46 147H47V146H46ZM46 147H45V150H46ZM54 147H55V146H54ZM54 147H53V148H54ZM64 147H65V146H64ZM64 147H63V148H64ZM69 147H70V146H69ZM71 147H74V145H73V146L71 145ZM88 147H89V145H87V148H88ZM124 147H126V146H124ZM140 147H141V144H140ZM147 147H145L144 149H146ZM151 147H152V146H151ZM154 147H153V149H154ZM203 147H205V146H203ZM231 147H232V148H231ZM236 147L239 148V145L236 146ZM252 147H253V146H252ZM18 148H19V147H18ZM18 148H17V150H18ZM22 148H21V150H22ZM37 148H38V147H37ZM37 148H36V149H37ZM50 148H51V147H50ZM61 148H62V147H61ZM66 148H67V147H66ZM74 148H75V147H74ZM74 148H72V150H73ZM76 148H77V147H76ZM84 148H85V147H84ZM89 148H90V147H89ZM91 148H92V146H91ZM126 148H128V147H126ZM129 148H130V147H129ZM138 148H139V147H137V149H138ZM222 148H224V147H222ZM229 148H226V149H229ZM253 148H254V147H253ZM2 149H3V148H2ZM6 149H8V148H7V145H6ZM15 149H16V147H15ZM26 149H27V148H26ZM57 149H58V148H57ZM64 149H65V148H64ZM68 149H69V148H68ZM70 149H71V148H70ZM79 149H80V148H79ZM96 149H97V148H96ZM98 149H99V147H98ZM98 149H97V151H98ZM100 149H101V150H102V149L104 150V148H100ZM131 149H132V148H131ZM135 149H136V148H133L132 151H136V150H137V149H136V150H135ZM188 149H189V148H188ZM198 149H199V148H198ZM230 149H229V150H230ZM239 149H240V148H239ZM4 150H5V148H4ZM28 150H30V149H28ZM49 150H50V149H49ZM80 150H81V149H80ZM80 150H78V151H80ZM83 150H84V149H83ZM89 150H91V149H89ZM89 150H86V151H89ZM142 150H143V149H142ZM148 150H149V149H148ZM155 150H156V149H155ZM171 150H172V149H171ZM190 150H191V149H190ZM237 150H238V149H237ZM13 151H14V150H13ZM13 151H12V152H13ZM37 151H38V150H37ZM39 151H40V150H39ZM51 151H52V150H51ZM56 151H57V150H56ZM63 151H64V150H63ZM70 151H71V150H70ZM75 151H76V150H75ZM86 151H85L84 153H86ZM92 151H93V149H92ZM92 151H89V152L94 153V152H92ZM146 151H147V149H146ZM149 151H150V150H149ZM181 151H182V150H181ZM227 151H228V150H227ZM230 151H231V150H230ZM1 152H2V151H0V153H1ZM9 152H11V151H9ZM12 152H11V153H12ZM15 152L17 153L16 150H15ZM15 152H14V156L16 155ZM19 152H20V150H19ZM19 152H18V153H19ZM26 152H27V151H26ZM32 152H33V151H32ZM40 152H41V151H40ZM71 152H72V151H71ZM82 152H83V151H82ZM147 152H148V151H147ZM153 152H154V150H153ZM206 152H207V150H206ZM228 152H229V151H228ZM233 152H234V151H233ZM235 152L237 153V151H235ZM235 152H234V153H235ZM254 152L256 153V151H254ZM254 152H253V153H254ZM20 153H22V152H20ZM24 153H25V152H24ZM48 153H49V152H48ZM65 153H66V151H65ZM87 153H88V152H87ZM87 153H86V154H87ZM91 153H90V154H91ZM96 153H97V152H96ZM103 153H104V151H103ZM129 153H130V152H129ZM134 153H135V152H134ZM144 153H146V152L144 151ZM154 153H155V152H154ZM154 153H153V154H154ZM176 153H177V152H176ZM180 153H181V152H180ZM180 153H179V155H181ZM183 153H184V151H182V154H183ZM236 153H235V155H236ZM249 153H250V156L253 155V153H251V152H249ZM259 153H260V151H259ZM259 153H258V154H259ZM263 153H264V152H263ZM263 153H260V154L262 155ZM4 154H5V153H4ZM8 154H9V153H8ZM22 154H23V153H22ZM37 154H38V153H37ZM44 154H45V153H44ZM51 154H52V153H51ZM61 154H62V151H61ZM67 154H68V153H66V155H67ZM77 154H79V153H77ZM81 154H82V153H81ZM150 154L153 155L152 153H150ZM150 154H149V155H150ZM211 154H212V153H211ZM211 154H210V155H211ZM230 154H231V152H230ZM232 154H233V153H232ZM260 154H259V156H260ZM20 155H21V154H20ZM28 155H29V154H28ZM28 155H27V156H28ZM33 155H34V154H33ZM35 155H36V154H35ZM39 155H41V154H39ZM42 155H43V154H42ZM57 155H59V154H57ZM68 155H70V154H68ZM71 155H72V154H71ZM71 155H70V156H71ZM74 155H75V154H74ZM104 155H105V154H104ZM108 155H109V154H108ZM146 155H148V153H147ZM149 155H148V158L151 156V155H150V156H149ZM175 155H177V154H175ZM185 155H187V154L185 153ZM191 155H192V154H191ZM256 155H257V154H256ZM12 156H13V155H12ZM12 156L10 155V159H11V158L13 159ZM17 156H18V155H17ZM43 156H44V155H43ZM46 156H48V155H46ZM59 156H60V155H59ZM77 156H78V155H77ZM79 156H83V155H79ZM85 156H87V155H85ZM96 156L98 157L97 154H96ZM99 156H100V155H99ZM102 156H103V155L101 154V157H102ZM109 156H110V155H109ZM137 156H139V155H136V154H135L133 157H135V159H136ZM144 156H145V155H144ZM168 156H169V155H168ZM208 156H209V155H208ZM242 156H244V155H242ZM250 156H249V157H250ZM262 156H263V155H262ZM1 157H2V156H1ZM21 157H22V156H20V158H18V159H23V158H21ZM30 157H31V156H30ZM33 157H34V156H33ZM61 157H62V156H61ZM65 157H66V156H65ZM73 157H74V156H73ZM73 157H72V159H73ZM87 157H89V156H87ZM101 157H100V158H101ZM103 157H104V156H103ZM139 157H140V156H139ZM151 157H152V156H151ZM172 157H174V154H173V153H172ZM176 157H178V156H176ZM181 157H182V155H181L180 157H178L179 159L176 158L177 160H176V159H174V160H175V161H178V160H180ZM190 157H191V156H190ZM190 157H189V158H190ZM223 157H224V156H223ZM227 157H228V156H227ZM252 157H255V156L253 155ZM260 157H261V156H260ZM3 158H4V157H3ZM42 158H43V157H42ZM48 158H49V157H48ZM57 158H58V157H57ZM81 158H82V157H80L79 159L81 160ZM89 158H90V157H89ZM91 158H92V156H91ZM98 158H99V157H98ZM107 158H108V157H107ZM107 158H106V159H107ZM120 158H121V157H120ZM146 158H147V157H146ZM167 158H168V157H167ZM169 158H170V157H169ZM230 158H231V159H230ZM232 158L234 159V158H236V157H233V156L230 157V156H229L228 158H224L225 163H227L226 161L229 160V159L232 160ZM244 158H245V157H244ZM244 158H243V159H244ZM6 159H8L7 156H6ZM10 159H8L7 161H9ZM14 159H15V158H14ZM16 159H17V158H16ZM29 159H30V158H29ZM40 159H41V157H40ZM58 159H59V158H58ZM58 159H57V163H58ZM60 159H61V158H60ZM60 159H59V160H60ZM64 159H65V158H64ZM69 159H70V158H69ZM77 159H78V158H77ZM77 159H76V160H77ZM93 159H94V158H93ZM138 159H139V158H137V160H138ZM171 159H172V158H171ZM184 159H185V158H184ZM187 159H188V157H187ZM187 159H185V162L187 161ZM205 159H206V158H205ZM243 159H242V160H243ZM247 159L250 160V158H248V157H247ZM30 160H32V159H30ZM34 160L36 161V158H35ZM34 160H33V161H34ZM65 160H66V159H65ZM76 160H75V161H76ZM84 160H85V159H84ZM100 160H101V159H100ZM139 160H140V159H139ZM139 160H138V161H139ZM150 160H151V159H150ZM168 160H169V159H168ZM168 160H166V161H168ZM174 160H173V161H174ZM193 160H194V159H193ZM201 160H202V159H201ZM222 160H223V159H222ZM230 160H229V161H230ZM234 160H235V159H234ZM256 160L258 161V159L255 158V161H256ZM18 161H19V160H18ZM20 161H21V160H20ZM60 161H61V160H60ZM60 161H59V162H60ZM72 161H73V160H72ZM78 161H79V160H78ZM78 161H77V162H78ZM81 161H82V160H81ZM85 161L88 162L87 160H85ZM85 161H84V162H85ZM90 161H91V160H89V162H90ZM130 161H131V160H130ZM138 161H137V162H138ZM140 161H141V160H140ZM143 161H144V162H143ZM143 161L141 162L142 164L145 165V164L148 163V165H150V161L148 162V161H146L145 159H144ZM180 161H181V160H180ZM206 161H207V160H206ZM217 161H218V160H217ZM245 161H246V160H245ZM45 162H46V160H45ZM63 162H64V161H63ZM65 162H66V161H65ZM70 162H71V161H70ZM100 162H102V161H100ZM131 162H132V161H131ZM135 162H136V160H135ZM137 162H136V163H137ZM146 162H147V163H146ZM168 162H169V161H168ZM188 162H189V160H188ZM230 162H232V161H230ZM230 162H229V163H230ZM261 162H262V161H261ZM8 163H9V162H8ZM15 163H16V162H15ZM19 163H20V162H19ZM31 163H32V161H31ZM33 163H34V162H33ZM35 163H36V162H35ZM49 163H51V162H49ZM52 163H53V162H52ZM61 163H62V162H61ZM67 163H68V158H67ZM151 163H152V162H151ZM177 163H178V162H177ZM189 163H190V162H189ZM196 163H199V162L196 161ZM220 163H221V162H220ZM225 163H223L224 166H227V165H225ZM229 163H228V166H229V167L227 166V170H228V168H230ZM233 163H234V162H233ZM250 163H251V162H250ZM263 163H264V162H263ZM263 163H262V164H263ZM0 164H1V163H0ZM4 164L6 165L5 162H4ZM11 164H13V162H12ZM16 164H17V163H16ZM45 164H46V163H45ZM59 164H60V163H59ZM76 164H77V163H76ZM81 164H83V162H82ZM81 164H80V165H81ZM101 164H102V163H101ZM137 164H138V163H137ZM142 164H141V165H142ZM186 164H187V163H186ZM190 164H191V163H190ZM212 164H213V163H212ZM231 164H232V163H231ZM254 164H255V163H254ZM259 164H260V161H259ZM13 165H14V164H13ZM19 165H20V164H19ZM19 165H17V167H18ZM28 165H29V164H28ZM53 165H54V164H53ZM78 165H79V162H78ZM86 165H87V164H86ZM86 165H85V166H86ZM88 165H89V163H88ZM148 165H147V166H148ZM171 165H172V163H171ZM171 165H169V166H171ZM173 165H174V163H173ZM191 165H192V164H191ZM196 165H197V164H196ZM234 165H236V164L234 163ZM249 165H250V164H249ZM251 165H252V164H251ZM256 165H258V164H256ZM256 165H255V166H256ZM7 166H8V164H7ZM15 166H16V165H15ZM31 166H32V165H31ZM43 166H44V165H43ZM55 166H56V165H55ZM59 166H60V165H59ZM63 166H64V164H63ZM66 166H67V168H68V165H67V164H66ZM70 166H71V165H70ZM72 166H73V165H72ZM179 166H180V165H179ZM237 166H238V164H237ZM237 166H236V168H237ZM242 166H244V165H242ZM258 166H259V165H258ZM12 167H13V166H12ZM12 167H10V168H12ZM25 167H26V166H25ZM47 167H49V166H47ZM57 167H58V165H57ZM74 167H75V165H74ZM103 167H104V166H103ZM107 167H108V166H107ZM151 167H152V166H151ZM164 167H165V166H164ZM177 167H178V166H177ZM187 167H188V166H187ZM187 167H186V168H187ZM189 167H190V165H189ZM189 167H188V168H189ZM196 167H197V166H196ZM244 167H245V166H244ZM252 167H253V166H252ZM262 167H263V165H262ZM15 168H16V167H15ZM18 168H19V167H18ZM45 168H46V166H45ZM54 168H55V167H54ZM54 168H53L52 171H54ZM72 168H73V167H71V169H72ZM80 168H81V167H80ZM138 168H139V167H138ZM142 168H143V167H142ZM188 168H187V172H186V173L189 172V171H188V170H189ZM222 168H223V167H222ZM222 168H220V169H222ZM232 168H233V166H232ZM8 169H9V168H8ZM8 169H7V171H8ZM33 169H34V168H33ZM48 169H49V168H48ZM56 169H58V170L61 171L60 168H56ZM64 169H65V168H64ZM68 169H70V167H69ZM68 169H67V170H68ZM107 169H108V168H107ZM209 169H210V168H209ZM223 169H224V168H223ZM223 169H222V170H223ZM238 169H239V170H238ZM238 169H237V170L240 171V167H239ZM30 170H31V169H30ZM178 170L181 171V168H179ZM200 170H201V169H200ZM224 170H225V169H224ZM227 170L224 171L225 173H224V172H223V173H224V174H227ZM258 170H260V169L258 168ZM21 171H22V170H21ZM32 171H33V170H32ZM32 171H31V172H32ZM35 171H36V170H35ZM55 171H56V170H55ZM62 171H63V170H62ZM68 171L70 172V170H68ZM76 171H77V170H76ZM102 171H103V170H102ZM207 171H208V170H207ZM217 171H218V170H217ZM244 171H246V170H244ZM31 172H30V173H31ZM63 172H65V170H64ZM71 172H72V171H71ZM82 172H83V171H82ZM230 172L232 173L233 171L231 170V171H229V173H230ZM255 172H256V171H255ZM8 173H9V171H8ZM22 173H23V172H22ZM22 173H21V174H22ZM37 173H38V172H37ZM52 173H53V172H52ZM77 173H78V172H77ZM98 173H99V172H98ZM178 173H179V172H178ZM192 173H193V171H192ZM209 173H210V172H209ZM209 173H208V175H209ZM221 173H222V172H221ZM240 173H241V172H240ZM27 174H28V173H27ZM35 174H36V173H35ZM39 174H40V173H39ZM64 174H65V173H64ZM66 174H67V172H66ZM68 174H69V173H68ZM121 174H122V172H121ZM182 174H184L183 176L186 175L184 172H183ZM235 174H237V173H235ZM235 174H234V175H235ZM248 174H249V173H248ZM251 174H252V173H251ZM256 174H257V173H256ZM22 175H23V174H22ZM22 175H20V176H22ZM33 175H34V174H33ZM37 175H38V174H37ZM53 175H54V174H53ZM71 175H72V174H71ZM71 175H70V176H71ZM124 175H125V174H124ZM132 175H134V174H132ZM171 175H172V173H171ZM221 175H223V174H221ZM229 175H232V174H229ZM237 175H239V174H237ZM3 176H4V175H3ZM13 176H15V175H13ZM24 176H26V175H24ZM43 176H44V175H43ZM75 176H76V175H75ZM187 176H188V175H187ZM212 176H213V175H212ZM227 176H228V174H227ZM242 176H243V174H242ZM248 176H249V175H248ZM252 176H254V174H253ZM5 177H6V176H5ZM28 177H29V176H28ZM67 177H68V176H67ZM123 177H124V176H123ZM125 177H126V176H125ZM127 177H128V175H127ZM130 177H131V175H130ZM140 177H141V175H140ZM140 177H139V178H140ZM180 177H182V175H181ZM180 177H179V178H180ZM210 177H211V176H210ZM229 177H230V176H228V178H229ZM238 177H239V176H238ZM255 177H256V176H255ZM6 178H7V177H6ZM10 178H11V177H10ZM35 178H36V177H35ZM43 178H44V177H43ZM45 178H46V177H45ZM68 178H69V177H68ZM73 178H74V176H73ZM136 178H137V177H136ZM177 178H178V177H177ZM177 178H176V179H177ZM198 178H199V175H198ZM220 178H221V177H220ZM225 178H226L225 176H224V177L222 176V179H225ZM231 178H232V177H231ZM235 178H236V175H235ZM235 178H234V179H235ZM19 179H20V177L18 178V181H19ZM25 179H26V178H25ZM25 179L23 178V180H25ZM30 179H31V176H30ZM37 179H39V178H37ZM46 179L49 180L48 177H47ZM63 179H64V177H63ZM102 179H103V178H102ZM140 179H141V178H140ZM165 179H166V178H165ZM191 179H192V178H191ZM195 179H196V178H194V180H195ZM200 179L203 181V179H202L201 177H200ZM200 179H199V180H200ZM250 179H251V178H249V180H250ZM20 180H21V179H20ZM32 180H33V178H32ZM67 180H68V179H67ZM73 180H74V179H73ZM73 180H70V182L73 181ZM77 180H78V179H77ZM80 180H81V179H80ZM159 180H160V179H159ZM166 180H167V179H166ZM194 180H193V181H194ZM226 180H227V179H226ZM229 180H230V179H229ZM1 181H3V180H1ZM11 181H12V180H11ZM27 181H28V180H26L25 183L30 182V180H29L28 182H27ZM33 181H34V180H33ZM45 181H46V180H45ZM65 181H66V180H65ZM65 181L63 180V182H65ZM68 181H69V180H68ZM74 181H76V179H75ZM90 181H91V180H90ZM179 181H180V180H179ZM183 181H184V180H183ZM196 181H197V180H196ZM247 181H248V178H247ZM250 181H252V180H250ZM3 182L5 183V180H4ZM6 182H7V181H6ZM14 182H15V179H14ZM34 182H35V181H34ZM34 182H33V183H34ZM52 182H55V181H54V180H53V181H50L51 184H52ZM66 182H67V181H66ZM91 182H92V181H91ZM91 182H90V183H91ZM170 182H171V181H170ZM172 182H173V181H172ZM177 182H178V180L175 181L176 185H177ZM190 182H191V181H190ZM200 182H201V181H200ZM200 182H199V184H198V187L200 186V184H202V182H201V183H200ZM221 182H222V181H221ZM227 182H229V181H227ZM244 182H246V181L244 180ZM22 183H23V182H22ZM25 183H24V184H25ZM37 183H38V182H37ZM71 183H72V182H71ZM71 183H69V184H71ZM117 183H118V182H117ZM158 183H159V181H158ZM183 183H184V182H183ZM194 183H195V182H193V183H191V184H194ZM222 183H223V182H222ZM0 184H1V183H0ZM12 184H14V183H12ZM28 184H29V183H28ZM72 184H74V183H72ZM72 184H71V185H72ZM144 184H145V183H144ZM144 184H143V185H144ZM161 184H162V183H161ZM185 184H186V183H185ZM226 184H227V183H226ZM228 184H229V183H228ZM244 184H245V183H243V185H244ZM2 185H3V184H2ZM2 185L0 186V190L2 189V188H1ZM14 185H15V184H14ZM16 185H17V184H16ZM21 185H22V184H21ZM21 185H20V186H21ZM34 185H35V184H34ZM41 185H43V184H41ZM46 185H47V187H48V184H46ZM52 185H53V184H52ZM55 185H56V184H55ZM71 185H70V186H71ZM81 185H82V184H81ZM90 185H91V184H90ZM129 185H130V184H129ZM138 185H140V184H138ZM143 185H142V187H144ZM164 185H165V184H164ZM164 185H163V186H164ZM170 185L172 186V185H174V184H169V187H171ZM181 185H182V184H181ZM181 185H180V187H181ZM220 185H221V184H220ZM222 185H223V184H222ZM247 185H248V184H247ZM22 186H23V185H22ZM26 186H27V185H26ZM31 186H32V185H31ZM31 186H27V187L29 188V187H31ZM35 186H36V185H35ZM43 186H44V185H43ZM84 186H85V184H84ZM87 186H88V184L86 183V188H87ZM191 186H192V185H191ZM203 186H205V184H202V188L200 187V189H201L202 191L205 192L206 190H208V189H206V188H205V190H204ZM217 186H218V185H217ZM226 186H227V185H226ZM248 186L250 187V184H249ZM14 187H16V186H14ZM24 187H25V185H24ZM27 187H26V189H27ZM40 187H42V186H40ZM45 187H46V186H45ZM49 187H50V186H49ZM55 187H56V186H55ZM95 187H96V186H95ZM140 187H141V185H140ZM147 187H148V186H147ZM156 187H157V186H156ZM165 187H166V185H165ZM167 187H168V186H167ZM169 187H168V188H169ZM198 187L196 188V186H194V187L192 186L191 189H192V188L198 189ZM232 187H233V185H232ZM243 187H244V186H243ZM246 187H247V186H246ZM12 188H13V187H12ZM12 188H10V189H12ZM31 188H32V187H31ZM37 188H38V186H37ZM37 188H36V189H37ZM81 188H82V186H81ZM83 188H84V187H83ZM83 188H82V189H83ZM90 188H91V187H90ZM172 188H173V187H172ZM175 188H176V187H175ZM227 188H228V187H227ZM229 188H230V187H229ZM6 189H8V188H6ZM6 189L3 188V191L5 190V194H6ZM49 189H50V188H49ZM49 189H48V190H49ZM54 189H55V188H54ZM165 189H166V188H165ZM165 189H164V187H163V190H162V191H164ZM176 189H177V188H176ZM200 189H199V190H200ZM230 189H231V188H230ZM8 190H9V189H8ZM41 190H42V188H41ZM56 190H58V188H57ZM59 190H60V189H59ZM73 190H74V189H73ZM91 190H92V189H91ZM166 190H167V189H166ZM179 190H180V189H179ZM182 190H183V188H182ZM251 190H254V191H255L256 189H251ZM21 191H22V189H21ZM28 191H29V190H28ZM32 191H33V190H31V192H32ZM145 191H146V190H145ZM153 191H154V190H153ZM194 191L196 192V190H194ZM202 191H201V192H202ZM257 191H258V190H257ZM10 192H11V191H10ZM29 192H30V191H29ZM53 192H55V190H53ZM82 192H83V191H82ZM192 192H193V191H192ZM201 192H198V194L201 193ZM204 192H202L204 195L207 194V192H206V193H204ZM12 193H13V191H12ZM35 193H36V192H35ZM42 193H43V192H42ZM58 193H60V192L58 191ZM90 193H91V192H90ZM164 193H165V191H164ZM166 193H167V192H166ZM183 193H185V191H184ZM209 193L211 194L210 191H209ZM209 193H208V195H210ZM9 194H11V193H9ZM30 194H31V193H30ZM32 194H33V193H32ZM38 194H39V193H38ZM60 194H61V193H60ZM162 194H163V193H162ZM181 194H182V193H181ZM198 194H197V195H198ZM220 194H221V193H220ZM11 195H12V194H11ZM21 195H22V194H21ZM40 195H41V194H40ZM42 195H44V194H42ZM49 195H50V194H49ZM49 195H47V196H49ZM54 195H55V194H53V196H54ZM58 195H59V194H58ZM76 195H77V194H76ZM90 195H91V194H90ZM165 195H167V194H165ZM182 195H183V194H182ZM195 195H196V193H195ZM195 195L193 194V196H195ZM249 195H250V194H249ZM249 195H248V196H249ZM8 196H9V195H8ZM19 196H20V195H19ZM27 196H28V195H27ZM38 196H39V195H38ZM51 196H52V195H51ZM51 196H50V198L52 199ZM93 196H94V195H93ZM173 196H174V195H173ZM175 196H176V195H175ZM183 196H184V195H183ZM200 196H201V195H200ZM241 196H242V195H241ZM245 196H246V195H245ZM250 196H251V195H250ZM254 196H255V195H254ZM262 196H263V195H262ZM262 196H261V198H264V196H263V197H262ZM11 197H12V196H11ZM13 197H14V196H13ZM17 197H18V196H17ZM28 197H29V196H28ZM56 197H57V196H56ZM60 197H61V196H59V198H60ZM164 197H165V196H164ZM164 197H163V198H164ZM185 197H186V196H185ZM198 197H199V195H198ZM256 197H257V196H256ZM259 197H260V196H259ZM7 198H8V197H7ZM22 198H24V194H23V197H22ZM26 198H27V197H26ZM31 198H32V197H31ZM31 198H30V200H32ZM36 198H37V197H36ZM38 198H39V197H38ZM44 198H47V197L44 196ZM76 198H77V197H76ZM92 198H93V197H92ZM92 198H91L90 201H92ZM167 198H169V197H167ZM167 198H166V199H167ZM172 198H173V197H172ZM193 198H195V197H192V199H193ZM202 198H203V197H201V202H202ZM224 198H225V197H224ZM232 198H233V197H232ZM240 198H241V197H240ZM242 198H243V197H242ZM247 198H248V197H247ZM1 199H2V198H1ZM15 199H18V198H15ZM19 199H20V198H19ZM39 199H40V198H39ZM48 199H49V198H48ZM54 199H55V196H54L53 200H54ZM88 199H89V197H88ZM170 199H171V198H169V200H170ZM182 199H183V197H182ZM187 199H188V198H186V200H187ZM221 199H222V198H221ZM226 199H227V198H226ZM252 199H253V198H252ZM22 200H25V199H22ZM22 200H19L20 203H21ZM35 200H36V199H35ZM53 200H52V201H53ZM56 200H58V199L56 198ZM93 200H95V199L93 198ZM167 200H168V199H167ZM169 200H168V201H169ZM177 200H178V198H177ZM223 200H224V199H223ZM243 200H244V199H243ZM250 200H251V198H250ZM250 200H249V201H250ZM263 200H264V199H263ZM9 201H10V200H9ZM13 201H14V203L16 204L15 200H13ZM13 201H12V202H13ZM33 201H34V200H33ZM37 201H38V200H37ZM40 201H41V200H40ZM180 201H182V200H180ZM191 201L198 202V200H197V201H196V200H191ZM236 201H237V200H236ZM241 201H242V200H241ZM247 201H248V200H247ZM249 201H248V202H249ZM252 201H253V200H252ZM54 202L57 204L58 201H57V202L54 201ZM54 202H51V203H54ZM83 202H85V200H83ZM83 202H82V203H83ZM170 202H171V201H170ZM182 202H183V201H182ZM189 202H190V201H189ZM195 202H192V203H195ZM201 202L199 201V204H200ZM203 202H204V201H203ZM233 202H234V201H233ZM250 202H251V201H250ZM22 203H23V202H22ZM26 203L29 204L28 202H26ZM38 203H39V202H38ZM41 203H43V202H41ZM92 203H93V202H92ZM171 203H172V202H171ZM236 203H237V202H236ZM236 203H235V205H236ZM255 203H256V202H255ZM33 204H34V202H33ZM43 204H44V203H43ZM61 204H62V202H61ZM72 204H73V203H72ZM80 204H81V203H80ZM84 204H85V203H83L82 205H84ZM86 204H87V202H86ZM186 204H189V203L186 202ZM18 205H19V204H18ZM39 205H40V204H39ZM45 205H46V204H45ZM51 205H52V204H51ZM54 205H55V204H54ZM77 205H78V204H77ZM89 205H90V204H89ZM93 205H94V203H93ZM181 205H182V204H181ZM34 206H35V205H34ZM60 206H61V205H60ZM78 206H79V205H78ZM91 206H92V205H90L89 207H91ZM155 206H156V205H155ZM255 206L257 207V204H255ZM23 207H24V206H23ZM76 207H77V206H76ZM86 207H87V206H86ZM184 207H185V206H184ZM200 207H201V206H200ZM19 208H20V206H19ZM24 208H25V207H24ZM30 208H31V207H30ZM66 208H67V207H66ZM214 208H215V207H214ZM214 208H213V209H214ZM234 208L236 209L237 207L234 206ZM258 208H259V206H258ZM26 209H27V208H26ZM32 209H34V208H32ZM38 209H39V208H38ZM38 209H37V210H38ZM52 209H54V208H52ZM67 209H68V208H67ZM70 209H71V208H70ZM78 209H79V208H78ZM88 209L91 210V208H88ZM92 209H93V208H92ZM201 209H202V208H201ZM238 209H239V208H238ZM44 210H45V209H44ZM82 210H83V208H82ZM131 210H132V209H131ZM166 210H167V209H166ZM1 211H2V210H1ZM20 211H21V209H20ZM22 211H24V210H22ZM30 211H31V210H30ZM52 211H53V210H52ZM68 211H70V210L68 209ZM68 211H67V212H68ZM155 211H156V210H155ZM160 211H162V210H160ZM238 211L240 212V209H239ZM26 212H28V211L26 210ZM33 212H36V211L33 210ZM39 212H40V211H39ZM65 212H66V211H65ZM80 212H81V211H80ZM82 212H83V211H82ZM90 212H91V211H90ZM166 212H167V211H166ZM187 212H188V211H187ZM189 212H190V211H189ZM239 212H238V213H239ZM242 212L244 213V211H242ZM263 212H264V210H263ZM263 212H261V213H262V216H263ZM36 213H37V212H36ZM228 213H229V212H228ZM243 213H242V214H243ZM28 214H29V213H28ZM40 214L42 215V212H41ZM62 214H63V213H62ZM79 214H80V213H79ZM93 214H94V213H93ZM93 214H92V215H93ZM106 214H107V212H106ZM215 214H216V213H215ZM217 214H218V213H217ZM219 214H220V213H219ZM222 214L225 215V213H222ZM236 214H237V213H236ZM244 214H245V213H244ZM38 215H39V214H38ZM51 215H52V214H51ZM53 215H54V214H53ZM58 215H59V214H58ZM64 215H65V214H64ZM102 215H103V213H102ZM102 215H101V216H102ZM131 215H132V214H131ZM187 215H188V214H187ZM193 215H194V214H193ZM231 215H232V214H231ZM233 215H234V214H233ZM233 215H232V216H233ZM252 215H253V214H252ZM8 216H9V215H8ZM20 216H21V215H20ZM30 216H31V215H30ZM39 216H40V215H39ZM43 216H44V215H43ZM49 216H50V215H49ZM88 216H90V215L88 214ZM93 216H94V215H93ZM103 216H104V215H103ZM189 216H192V215H189ZM217 216L220 217V215H217ZM225 216H226V215H225ZM247 216H249V215H247ZM21 217H22V216H21ZM26 217H28V216H26ZM35 217H36V216H34V219H35ZM41 217H42V216H41ZM44 217H45V216H44ZM61 217H62V216H61ZM66 217H67V216H65V218H66ZM76 217H77V216H76ZM84 217H86V216L84 215ZM233 217H234V216H233ZM233 217H232V218H233ZM235 217H237V215H236ZM244 217H245V215H244ZM249 217H250V216H249ZM263 217H264V216H263ZM15 218H16V217H14L13 219H15ZM51 218H52V216H51ZM53 218H54V216H53ZM63 218H64V217H63ZM65 218H64V219H65ZM91 218H92V217H90V219H91ZM229 218H230V217H229ZM237 218H238V217H237ZM247 218H248V217H247ZM9 219H10V218H9ZM17 219H18V218H17ZM24 219H25V218H24ZM32 219H33V217H32ZM34 219H33V220H34ZM38 219H39V218H38ZM45 219H47V218H45ZM58 219H59V218H58ZM67 219H68V217H67ZM82 219H83V218H82ZM84 219H85V218H84ZM93 219H95V216H94ZM108 219H109V218H108ZM227 219H228V218H227ZM234 219H235V218H234ZM238 219H240V217H239ZM244 219H245V218H244ZM259 219H260V218H259ZM22 220H23V219H22ZM28 220H29V219H28ZM47 220H48V219H47ZM55 220H56V219H55ZM75 220H76V222H77V220H80V219H78V217H77V219H75ZM8 221H9V220H8ZM10 221H12V220L10 219ZM16 221H17V220H16ZM18 221H19V220H18ZM31 221H32V220H31ZM108 221H109V220H108ZM148 221H149V220H148ZM227 221H229V220H227ZM231 221L233 222V220L230 219V222H231ZM236 221H237V220H235V223H236ZM239 221H240V220H239ZM242 221H243V220H242ZM2 222H3V221H2ZM28 222H29V221H28ZM39 222H40V221H39ZM74 222H75V221H74ZM78 222H79V221H78ZM155 222H156V221H155ZM240 222H241V221H240ZM255 222H256V221H255ZM255 222H254V224H255ZM16 223H17V222H16ZM31 223H32V222H31ZM47 223H48V222H47ZM69 223H70V222H69ZM80 223H81V222H80ZM90 223H91V220H90ZM94 223H95V222H94ZM106 223H107V222H105V224H106ZM156 223H158V220H157ZM241 223L243 224L244 221L241 222ZM241 223H240V224H241ZM245 223H246V220H245ZM250 223L253 224V220H252ZM3 224H4V223H3ZM14 224H15V223H14ZM38 224H39V223H38ZM41 224H42V222H41ZM70 224H71V223H70ZM96 224H98V223H96ZM96 224H95V225H96ZM135 224H136V223H135ZM137 224H138V223H137ZM150 224H151V223H150ZM158 224L163 225L164 223L162 224V223L159 222ZM197 224H198V223H197ZM246 224H247V223H246ZM256 224H257V222H256ZM32 225H33V224H32ZM60 225H61V224H60ZM67 225H68V223H67ZM72 225H73V224H72ZM74 225H75V223H74ZM78 225H79V224H78ZM82 225H83V224H82ZM82 225H81V226H82ZM95 225H94L93 227H95ZM164 225H165V224H164ZM205 225H206V224H205ZM243 225H244V224H243ZM248 225H249V224H248ZM12 226H13V225H12ZM34 226H35V225H34ZM48 226H49V225H48ZM57 226H58V225H57ZM116 226H117V225H116ZM134 226H135V225H134ZM189 226H190V225H189ZM229 226H230V224H229ZM18 227H20V226H19V223H18ZM30 227H31V226H30ZM42 227H44V226H42ZM46 227H47V226H46ZM69 227H70V226H69ZM73 227H74V226H73ZM90 227H92V226H90ZM147 227H148V226H147ZM207 227H208V226H207ZM218 227H219V226H218ZM231 227H232V226H230V229H228V232H227V229H226V232H227V233H230V230L233 228V227H232V228H231ZM238 227L241 228L242 226H238ZM254 227L257 228L256 226H254ZM33 228H34V227H33ZM56 228H58V227H56ZM67 228H68V227H67ZM75 228H76V227H75ZM77 228H78V226H77ZM102 228H103V227H102ZM139 228H140V227H139ZM142 228H143V227H142ZM145 228H146V227H145ZM164 228H165V227H164ZM176 228H179V227L176 226ZM205 228H206V226H205ZM244 228H245V227H244ZM252 228H253V227H252ZM10 229H11V228H10ZM21 229H22V228H21ZM24 229H25V228H24ZM28 229H29V227H28ZM30 229H31V228H30ZM34 229L37 231L36 228H34ZM59 229H60V228H59ZM81 229H82V228H80V230H81ZM88 229H89V228H88ZM143 229H144V228H143ZM143 229H142V230H143ZM149 229H150V228H149ZM220 229H221V228H220ZM222 229H223V228H222ZM233 229H235V228H233ZM55 230H56V229H55ZM62 230H63V229H62ZM74 230H75V229H74ZM74 230H73V231H74ZM82 230H83V229H82ZM82 230H81V231H82ZM91 230H92V229H91ZM98 230H100V229H98ZM166 230H167V229H166ZM224 230H225V229H224ZM224 230H222V231H224ZM236 230H237V229H236ZM259 230H261V229H259ZM262 230H263V228H262ZM262 230H261V231H262ZM22 231H23V230H22ZM22 231H21V233H22ZM30 231H31V230H30ZM43 231H44V230H43ZM45 231H46V230H45ZM45 231H44V233H45ZM50 231H51V230H50ZM76 231H77V230H76ZM151 231H152V229H151ZM167 231H169V230H167ZM232 231H233V230H232ZM237 231H238V230H237ZM237 231H235V233H237ZM37 232H38V231H37ZM46 232H47V231H46ZM84 232L86 233L87 231H84ZM164 232H165V231H164ZM164 232H162V233H164ZM239 232H240V231H239ZM259 232H260V231H259ZM3 233H4V232H3ZM14 233H15V232H14ZM25 233H26V232H25ZM27 233H28V232H27ZM29 233H30V232H29ZM72 233H75V232H72ZM77 233H79V232L77 231ZM101 233H102V232H101ZM198 233H199V232H198ZM221 233H222V232H221ZM221 233H220V234H221ZM235 233H234V234H235ZM242 233L244 234V231H243ZM0 234H1V233H0ZM6 234H7V233H6ZM64 234H65V233H64ZM83 234H84V233H83ZM103 234H104V233H103ZM165 234H166V233H165ZM214 234H215V233H214ZM220 234H216V235H220ZM224 234H225V233H224ZM224 234H222V235H224ZM240 234H241V233H240ZM20 235H21V234H20ZM29 235H30V234H29ZM71 235H72V234H71ZM160 235H161V234H160ZM228 235H229V234H228ZM230 235H232V233H231ZM248 235H249V234H248ZM258 235H259V234H258ZM260 235H261V234H260ZM49 236H50V235H49ZM72 236H73V235H72ZM77 236H78V235H77ZM97 236H98V235H97ZM107 236L109 237V235H107ZM37 237H38V236H37ZM64 237H65V235H64ZM74 237H75V236H74ZM86 237H87V236H86ZM114 237L116 238V236H114ZM114 237L112 236V238H114ZM200 237H201V236H200ZM214 237H215V236H214ZM214 237H213V238H214ZM219 237H221V235H220ZM245 237H247V236H245ZM248 237H249V236H248ZM248 237H247V238H248ZM250 237H251V236H250ZM250 237H249L248 239H247V238H244V239H246V240L249 241ZM259 237H260V236H259ZM31 238H32V237H31ZM68 238H69V236H68ZM83 238H84V236H83ZM97 238L100 239L101 236H100V238H99V237H97ZM106 238H107V237H106ZM146 238H147V237H146ZM190 238H191V237H190ZM216 238H218V237H215V238H214L215 241H216ZM5 239H6V238H5ZM26 239H27V238H26ZM34 239H35V238H34ZM73 239H74V238H73ZM79 239H80V238H79ZM94 239H95V238H94ZM154 239L156 240L155 237H154ZM157 239L160 240V238H158V237H157ZM181 239H183V238H181ZM221 239H224L223 236H222ZM251 239H253V238H251ZM251 239H250V241H251ZM30 240H31V239H30ZM32 240H33V238H32ZM48 240H49V239H48ZM50 240H51V239H50ZM56 240H57V239H56ZM76 240H78V237H77ZM108 240H109V238H108ZM108 240H107V241H108ZM121 240H122V239H121ZM135 240H137V239H135ZM138 240H139V239H138ZM151 240H152V239H151ZM155 240H154V242H155ZM212 240H213V239H212ZM219 240H220V239H219ZM246 240H245V242H246ZM41 241H42V240H41ZM44 241H45V240H44ZM73 241H74V240H73ZM73 241H72V242H73ZM96 241H97V240H95V243H97ZM110 241H111V240H110ZM147 241H148V240H147ZM149 241H150V240H149ZM160 241H162V240H160ZM160 241H159V242H160ZM196 241H197V240H196ZM240 241H241V240H240ZM243 241H244V240H243ZM10 242H11V241H10ZM48 242H49V241H48ZM51 242H52V241H51ZM86 242H87V241H86ZM101 242H102V241H101ZM113 242H114V241H113ZM117 242H118V241H117ZM122 242H123V241H122ZM143 242H144V241H143ZM143 242H142V244H143ZM179 242H180V240H179ZM43 243H44V242H43ZM76 243H77V242H76ZM78 243H79V242H78ZM78 243H77V246H78ZM103 243H104V242H103ZM106 243H107V242H106ZM108 243H109V242H108ZM123 243H124V242H123ZM138 243H139V242H138ZM151 243H153V242H151ZM151 243H148V244L150 245ZM161 243H162V242H161ZM180 243L183 244L182 241H181ZM215 243H216V242H215ZM248 243H249V242H248ZM18 244H19V243H18ZM69 244H70V243H69ZM79 244H80V243H79ZM114 244H115V243H114ZM121 244H122V243H121ZM125 244H126V243H125ZM127 244H128V243H127ZM193 244H194V243H193ZM216 244H217V243H216ZM218 244H219V243H218ZM225 244H227V243H225ZM261 244H263V243H261ZM3 245H4V244H3ZM70 245H71V244H70ZM80 245H82V244H80ZM103 245H104L103 248L105 247V249H107V246H105V244H103ZM106 245H107V244H106ZM115 245H116V244H115ZM123 245H124V244H123ZM146 245H147V244H146ZM146 245H145V247H146ZM151 245H152V244H151ZM151 245H150V247H151ZM17 246H18V245H17ZM21 246H22V245H21ZM40 246H41V245H40ZM47 246H48V245H47ZM49 246H50V245H49ZM83 246H84V245H83ZM96 246H97V245H96ZM109 246H110V245H109ZM137 246H138V245H137ZM137 246H136V247H137ZM140 246H143V245H140ZM189 246H190V245H189ZM206 246H208V245H206ZM4 247H5V246H4ZM4 247H2V248H4ZM59 247H60V246H59ZM63 247H64V246H63ZM73 247H76V245L74 246V242H73ZM99 247H100V246H99ZM110 247H111V246H110ZM134 247H135V246H134ZM136 247H135V248H136ZM145 247H144V248H145ZM191 247H192V246H191ZM208 247H209V246H208ZM208 247H207V248H208ZM211 247H212V246H211ZM253 247H254V246H253ZM253 247H252V248H253ZM6 248H7V247H6ZM8 248H9V247H8ZM81 248H82V247H81ZM85 248H86V247H85ZM90 248H92V247H90ZM108 248H109V247H108ZM122 248H123V247H122ZM124 248H125V247H124ZM126 248H127V247H126ZM51 249H53V248H51ZM54 249H55V248H54ZM57 249H59V248L57 247ZM62 249H63V248H62ZM138 249H139V247H138ZM140 249H141V248H140ZM142 249H143V248H142ZM209 249H211V248H209ZM214 249H215V248H212L211 250L216 251V250H214ZM257 249H258V248H257ZM60 250H61V249H60ZM64 250H65V249H64ZM77 250H78V249H77ZM82 250H83V249H82ZM211 250H209V251L211 252ZM252 250H254V248H253ZM65 251H66V250H65ZM67 251H68V250H67ZM79 251H80V250H79ZM105 251H106V250H105ZM109 251H110V250H109ZM109 251H108V252H109ZM142 251H143V250H142ZM152 251H153V253L156 252L155 250H152ZM152 251H151V252H152ZM154 251H155V252H154ZM186 251L188 252V250H186ZM233 251H234V250H233ZM233 251H232V252H233ZM246 251H247V250H246ZM249 251H250V250H249ZM258 251H259V250H258ZM258 251H257V252H258ZM12 252H13V251H12ZM80 252H81V251H80ZM86 252H88V250H87ZM132 252H133V250L131 251V254H132ZM184 252H185V251H184ZM236 252H237V251H236ZM251 252H252V251H251ZM13 253H14V252H13ZM58 253H59V252H58ZM60 253H61V251H60ZM78 253H79V252H78ZM106 253H107V252H106ZM109 253H110V252H109ZM133 253H134V252H133ZM148 253H149V252H147L146 254H148ZM157 253H158V252H157ZM162 253H163V252H162ZM237 253H239V251H238ZM246 253H248V252H246ZM259 253H261V252L259 251ZM65 254H66V253H65ZM71 254H72V253H71ZM79 254H80V253H79ZM79 254H78V255L75 254V256L77 255L76 257H78ZM150 254H151V253H150ZM159 254H160V253H159ZM214 254H215V253H214ZM214 254H213V255H214ZM218 254H219V253H218ZM248 254H249V253H248ZM261 254H262V253H261ZM261 254H260V255H261ZM9 255H10V254H9ZM53 255H54V254H53ZM85 255H86V254H85ZM89 255H90V254H89ZM110 255H111V254H110ZM127 255H130V254H127ZM134 255H136V254H133V256H134ZM140 255H141V254H140ZM151 255H152V254H151ZM151 255H150V256H151ZM153 255H154V254H153ZM153 255H152V257H153ZM184 255H185V254H184ZM209 255H210V254H209ZM209 255H208V257H209ZM213 255H210V256H213ZM215 255H217V253H216ZM235 255H237V254L235 253ZM242 255H243V254H242ZM242 255H241V256H242ZM244 255H245V254H244ZM251 255H252V253H251ZM255 255H256V254H255ZM6 256H8V254H7ZM63 256H64V255H63ZM75 256H74V257H75ZM136 256H137V255H136ZM138 256H139V255H138ZM147 256H149V255H147ZM147 256L145 255V258H146ZM150 256H149V257H150ZM157 256H158V255H157ZM157 256L154 255V257H156V258H157ZM159 256H160V255H159ZM186 256H188V255H186ZM231 256H232V255H231ZM257 256H258V253H257ZM257 256H256V257H257ZM10 257H11V256H10ZM14 257H16V256H14ZM26 257H27V256H26ZM79 257H80V256H79ZM92 257H93V256H92ZM92 257H91V258H92ZM104 257H105V256H104ZM134 257H135V256H134ZM134 257H132V258H134ZM141 257H143V256H141ZM183 257H184V256H183ZM217 257H218V255H217ZM217 257H215V258H217ZM232 257H233V256H232ZM236 257H237V256H236ZM245 257H247V255H246V256H242L243 259H244ZM250 257H251V256H248L247 258L249 259ZM256 257H255V258H256ZM5 258H6V257H5ZM16 258H17V257H16ZM61 258H62V257H61ZM83 258H84V257H83ZM93 258H95V257H93ZM136 258H137V257H136ZM145 258H144V259H145ZM147 258H148V257H147ZM184 258H185V257H184ZM186 258H187V257H186ZM210 258H211V257H210ZM210 258H208V261H209ZM220 258H221V257H220ZM257 258H258V257H257ZM21 259H22V258H21ZM23 259H24V258H23ZM118 259H119V258H118ZM134 259H135V258H134ZM212 259H214V258L212 257ZM212 259H210V261H211ZM234 259H235V258H234ZM243 259H242V260H243ZM258 259H259V258H258ZM260 259H261V258H260ZM63 260H64V259H63ZM103 260H105V259L103 258ZM145 260H146V262L148 261V259H145ZM149 260H151V259H149ZM152 260H155V261H156L155 258L152 259ZM152 260H151V261H152ZM246 260H247V259H246ZM246 260H245V262H246ZM249 260H250V259H249ZM262 260H263V257H262ZM262 260H261V261H262ZM20 261H21V260H20ZM64 261H65V260H64ZM70 261H71V260H70ZM74 261H75V260H74ZM88 261H89V259H88ZM94 261H96V260L94 259ZM119 261H120V259H119ZM135 261H136V260H134L132 263L134 264ZM140 261H141V260H140ZM151 261H149V262L151 263ZM188 261H190V258H189V260H187V263H188ZM215 261H217V260L214 259V262H215ZM239 261H240V260H239ZM239 261H238V262H239ZM259 261H260V260H259ZM259 261H258V262H259ZM23 262H24V261H23ZM71 262H72V261H71ZM75 262H77V261H75ZM84 262H87V261H84ZM89 262L91 263V261H89ZM104 262H105V261H104ZM104 262H103V264H105ZM106 262H107V261H106ZM124 262H125V261H124ZM136 262H137V261H136ZM142 262L146 263L145 261H142ZM149 262H148V263H149ZM190 262H191V261H190ZM190 262H189V263H190ZM202 262H203V261H202ZM214 262H213V263H214ZM236 262H237V261H236ZM253 262H254V260H253ZM253 262H252V263H253ZM19 263H20V262H19ZM26 263H27V262H26ZM26 263H25V264H26ZM28 263H29V261H28ZM35 263H36V262H35ZM72 263H73V262H72ZM72 263H70V264H72ZM118 263L120 264V262H118ZM150 263H149V264H150ZM152 263L155 264V262H153V261H152ZM166 263H167V262H166ZM168 263H169V262H168ZM199 263H200V262H199ZM209 263H210V262H209ZM209 263H208V264H209ZM218 263H219V261H217L216 264H218ZM37 264H38V263H37ZM58 264H59V263H58ZM61 264H62V263H61ZM85 264H86V263H85ZM91 264H92V263H91ZM97 264H98V263H97ZM135 264H137V263H135ZM140 264H142V263H140ZM161 264H162V263H161ZM200 264H201V263H200ZM223 264H225V263H223ZM228 264H231V262H229ZM241 264H242V263H241ZM243 264H246V263H243ZM256 264H258V263H256ZM260 264H261V263H260Z\"/></svg>",
    "mask_w": 264,
    "mask_h": 264
}]
</instances>
